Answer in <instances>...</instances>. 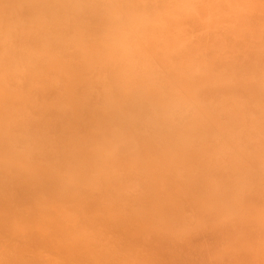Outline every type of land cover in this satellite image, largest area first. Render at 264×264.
I'll use <instances>...</instances> for the list:
<instances>
[{
	"label": "rangeland",
	"instance_id": "obj_1",
	"mask_svg": "<svg viewBox=\"0 0 264 264\" xmlns=\"http://www.w3.org/2000/svg\"><path fill=\"white\" fill-rule=\"evenodd\" d=\"M7 1L8 0H4V1L2 0L1 2L0 0V44H3L2 47H4L5 44H7L9 48L4 47L2 48V50L8 49L9 52L8 50L5 51L10 53L11 55L10 54L8 55V53L2 51L0 46V50H1L0 60L1 62H6V60H8V62L12 61V63L14 64V62H16L18 59H21V57H23L22 60L23 61L25 60L26 62L24 61L23 64L22 62L17 61L18 62L16 63L17 67L12 66L13 64L11 62L10 63L7 62V63L12 65H7L6 63L5 64L2 63L3 65H1L0 63V70H1L0 71V75H1L0 102H3V105L2 103H0V113L2 112L0 114V123H2V127L8 123H9L8 125L12 126L13 129L15 127V131L19 135L18 137H20V134L18 132L19 128L21 129L20 132L21 133L23 132L26 136L27 135L26 132L22 131L23 125H24L23 130H25L26 128L27 131L30 129L28 127L32 128V124L34 123L33 124L34 129L33 128L30 129V131L34 130V132L32 131L33 133L31 135H35L36 133V135L39 136L38 137L39 140L41 141L40 144H43L45 149L43 145L38 144L40 145L39 148L42 147V151H43L42 153L40 151L41 149H39L38 146H35L36 143L33 144L35 147H33L31 143H29V141L36 142L35 140H37L36 136L35 139L31 137V135H29L31 133V132L29 133V131H28L29 136L27 135L28 137L26 136V138H24L23 141L27 140V142L25 141V144L27 143L30 144V146H32V149L36 151L35 152L33 150L35 154H33L32 149H31L32 152L30 151V149H28L31 148L29 145L27 146L24 144L26 148L28 147L26 149L24 145L20 144L23 143V141L19 143L9 142L8 143L9 147H11L12 144H16L15 146H19L18 144H20L21 146H24V148H22L21 146L17 147V149L21 147L22 150H17L15 146L14 148H12L15 151V152L13 151L14 153L12 155H16L18 156V158L16 159L11 157L10 158L11 161L9 163L10 165H8L6 169H8L9 173H13L15 171V173H13L15 175L9 176V173H6L8 175H4V176H8L11 179V181L13 179V182L16 181L17 184L20 180L21 181L24 180V178L25 180L31 179L30 181L28 180L25 181L24 183H22L23 181L22 182L20 181L19 183H22V186L23 184L24 186H28L30 182H32L31 184L38 183L37 185L36 184H34V186L32 185V188H34L35 185L37 188V186L41 184L40 183L41 179L48 180L50 184H53V180L54 181L56 180L58 181L55 182L58 183L57 185H60L61 183L64 184L66 181L67 182L65 183L66 185L68 184V186L71 188L75 185L74 187L79 190H82V192H85L84 190H86L88 191L87 193L89 194L98 193V195L102 194L100 192H103V194L100 196L104 195V197L106 196L104 193H106L109 196V192H110L113 197H116L118 195V197L121 198V200H123L120 201L119 198H116L115 200L119 199L118 200L119 202L115 201V203L114 202L112 203V199H110L112 196H110V198L108 197L104 198V201L107 202L106 204H103L102 202H100L102 199L100 198L99 200L98 199L99 197L97 198L95 194L92 195L91 197H96L99 200L97 201L99 203H102V204L98 203L95 205L91 203L92 199L90 197H88L90 198V201L88 198H86L85 200L87 202L84 201L85 198H82L80 201V197H82L83 195L79 197L76 192L74 191L70 192L67 190V193L64 192L65 193L64 197L66 196L65 199L67 200V202L71 201L70 203H72V205L71 206L69 205L70 208H67L70 211L68 210L66 211L64 210L66 209L65 206H67L70 203L66 204L65 206L61 205L62 206L61 208L59 206L60 205L59 203H61L64 200V197H61L60 199L62 201L58 203V201L57 202L55 201L56 198L54 197L55 198L54 199L52 197L55 196L54 194H52L53 193L52 191V193H50L52 194L50 198L53 200L50 199L51 201H49L48 203L49 205L48 208H50V215L48 217H44L43 219H41L43 217V214L44 215L49 214L47 206H44V209L46 207L47 211L45 212L42 211V215H40L41 214L40 210L39 211L37 210L40 213V214L38 213L40 217L36 215V219L34 221L35 223L38 224L35 223L33 224V221L32 223H30L33 224L31 225L32 227L34 226L32 228L30 227L29 222L31 221L30 219L35 218V214H36V213L33 214L32 211L33 210L36 211V209H38L39 207L41 208V201L39 199H41L40 197H42L44 194H41V196L38 194L40 196L39 197L36 194L39 192V190L38 192L34 193L33 192L34 190L32 191L31 188L30 189L28 188V190H31L32 192L30 191L28 193L27 191L26 193L22 192L21 200L24 194L26 195L28 194V196H24L23 199L25 197L32 198L31 196L32 194L30 195L29 193H33L34 197L32 199H34V201L37 200V202L39 200L40 206L38 205V208H36L37 205H33L34 201H31L30 204L32 205H30L29 207L31 208L32 206L35 207V208L33 207L34 209L33 208L31 209L32 211L27 209L28 207L26 208L24 207L25 208L24 209L22 207L23 205L22 206L20 205V207H22V210L20 208V211L25 210L24 213L22 212L23 215H28L29 213H31L30 215H28L29 217L32 216L33 214V218L32 217L28 218V220L26 221L28 222L27 224L24 223L25 220H23L24 224H21L22 218L21 219L18 218L17 221H15L16 219L14 217L8 216L9 217L8 219L11 220V224L6 225L9 231H10L9 228L11 226L12 228L14 227L13 230L16 233L18 230V233L14 234V238H16L15 239L16 241L19 240L18 237L21 238L23 237V235H24L23 238H25V234L32 236L31 239H28L29 242H27V240H25V242L23 240H21V242L19 241L20 244L24 242L23 244L25 248L21 246L18 243V241L17 244L15 245L13 244L14 247H11L12 249L16 250L19 253V256L22 258L20 259L22 264L23 263L36 264L34 263L35 257H32L35 252L32 253V251H37L36 250L37 248L36 249L32 248L29 245H34V246L36 245L37 247L43 246L44 248L47 249L46 251L44 250L45 253H47V258L44 255L45 253L38 254L39 252L38 251H37L38 253L36 252L38 257H41L42 255L44 257L43 259L46 258L45 261L46 264L59 263L61 258L59 259V261L57 259L56 262H54L55 258L52 257L54 252L55 254L56 253L60 254L59 253L60 249L53 248L54 251L52 252L51 245L55 246V243L58 242L56 246L60 248V245L62 244V239L60 241L59 238L61 236H59L58 238L52 237V241L56 240V242H52L54 244L51 243L50 245L48 243L49 238L53 236L54 232L56 231L55 230L56 228L59 229V231L61 230V232H63L64 234L66 230V233H68L69 236L67 237L64 234H62L64 235L62 236L64 243L62 244L61 250L65 252L66 250L63 248L68 247L67 246L68 244L70 247H72L73 244L71 245V242L69 241L71 239L72 242L74 243L73 246L77 244L78 246L77 248H79L80 251H82L81 253L79 252L78 253L82 254L81 255L82 257L83 255L85 257H88L87 259L90 260L89 264H95V262H97L96 264L99 263L101 264H264V206H262V203L259 206L260 202H263L264 204V199H263L264 191L260 190V188L264 190V91H263L264 64L261 66V68L263 67L262 70L260 68V62L255 60L257 57H259L260 60H264V0H236V1L235 0L234 1L233 0H166L167 2L164 0H158V1L153 0L157 2V4H159L157 5L159 7H163L162 6L163 3L166 2L164 4H166L167 7L170 6V9L163 10L166 7L164 5V8L160 9L162 10L161 11L162 14L161 12H158L157 9L151 10L152 18L151 15L150 16L148 15V13H151L149 10H147L148 12H146V14L145 12L144 14L141 13L142 11L138 12V10L137 12H134V10L136 9L135 7H137L136 6L137 3H135L134 6L133 5L134 3L130 2V0L129 1L128 0L127 1L126 0L123 1L122 0H88V1L82 0L83 5H81V2H79L80 0L79 1L78 0H9L8 2ZM137 1H139V3L141 4L140 6L145 9L154 6V3L150 2L152 0H148V2L150 3H147L146 0H145L146 2H144L143 0H137ZM230 1H232L235 6H233L232 2ZM238 1L242 2V4H239ZM3 2H5L6 4H1ZM24 2H26L25 4H27L26 6H28L27 8L32 7L31 10L32 14L30 13V11L26 12V17L24 16L23 8L21 9V7L24 5L23 4ZM123 3L126 8L123 6ZM78 5L79 7H77ZM85 5L92 6L91 11L89 9H86V11L88 10L90 12H86L84 8L81 7ZM223 5L227 7V8L225 7L227 11H225ZM26 6L24 5L23 7L26 8ZM93 6H95L96 8ZM80 7L82 8L81 10ZM97 7H98L97 13L98 15H100L99 18L98 16H96ZM152 8L154 7H151V9ZM82 10L86 12V15L84 12H82ZM16 11L19 13L18 15L16 14L17 13ZM68 12L70 13V16L71 14H73L71 17L69 16L70 18H68L69 15ZM81 12L83 13V15L81 14ZM91 12L92 15L94 16H91ZM184 12H185V16H187L186 14H188L190 19H192L193 17L194 20L197 19L200 25L196 24L197 28L195 27L190 29L189 22L191 21L193 22L194 20L192 19L188 21L189 20V19L187 20L188 17L187 18L184 17ZM190 12H192L191 16H190ZM27 13L28 14L30 13V18L27 17L28 15ZM78 13L80 14L78 15ZM87 14H90L91 17L90 20L88 16L91 22L90 28L93 29V34H92L93 37H88L91 35L92 32L86 34L85 30L83 29L84 26L86 28L89 26L86 25V23H88L87 22L88 18H86L84 21L80 19V21H83L85 23V25L83 26H81L80 21H77L76 22L77 24L75 23V21L78 20L76 19L77 17L82 16L85 18ZM249 14L253 15V17L251 16L249 17ZM12 15L14 17L11 18ZM254 15L256 18H254ZM95 16L96 18H93ZM66 17L68 18V20L66 19ZM162 17L168 18V21L170 18H171L170 21L173 20L175 22L177 20L178 22L181 20L182 23L179 22L180 24H183L184 21L185 25L179 26L177 24L176 27L174 26L168 27L166 25L168 24V21L167 23H165L166 20L165 22H163ZM31 18L34 19L31 20ZM71 18L73 20H71ZM100 18L102 19L104 18L103 20H107L109 18L110 19L109 21H106L107 24L104 25L101 24L103 23L102 20L100 23L98 22L100 21L99 20ZM159 18H161L162 20ZM249 18H253V19L250 20ZM39 19H41L42 21L41 20L38 21ZM63 19H65L67 23ZM119 19H122V21L126 22V24H128L129 26L128 27L129 29L126 28L127 25H124L125 23ZM116 20H118L119 23L116 22L113 24V21ZM253 20L254 23L256 22L254 26L253 24H251V21ZM32 22L35 26L32 24ZM121 23H123V26H125V27L122 26L123 30L121 29L120 26ZM30 24L32 26H30ZM108 24L113 25L114 27L108 26ZM136 25H138L139 29L136 27ZM144 25L145 26L147 25L148 27L146 28ZM149 25L150 27L151 26L155 27V30H153L152 27L149 28ZM172 25L170 24V26ZM79 26L82 27V29L78 28ZM133 27L136 28L135 30L137 32L138 30L141 29L140 31H142V33H139L140 32L139 31L138 33H136L138 35V36L136 35L137 36L136 37L135 30H133ZM32 28L34 29V31ZM98 28L100 29L98 30ZM148 28L152 29L154 33H151L152 31L150 32L146 31V29L148 30ZM102 29H105L106 31ZM126 29H128L129 31L128 30L126 31ZM158 29L160 30L159 32H157ZM100 30H102L101 33L99 32ZM56 31L59 34L58 33L55 34L54 32ZM210 33L212 40L211 38H208L207 40V42L210 41V43L201 44L198 41L197 42L193 41V40H197V38L201 36H202L201 39L204 38L205 40V37L208 35L210 36ZM47 34L49 35V37H47ZM130 34H132L133 37ZM84 35H86L85 36L86 38L84 37ZM146 35L149 36L145 37ZM17 36L19 37L27 36L26 37L27 41H30L32 43H30L29 45L28 44L25 45V41H26L25 38L23 39V41H19V40L15 41L17 39ZM224 36L228 38L230 37L231 40L230 41L228 40L230 44L227 43L230 45V47L226 46L227 45L226 40L228 38L226 39ZM1 38L3 39V41H6V43L1 42L2 41ZM238 41L240 42V44ZM7 42H9V44ZM12 42L14 46H12L11 44ZM15 42L17 44L16 46H15ZM21 43L22 44L24 43L25 46L22 47ZM51 43L54 44L51 47H49L50 46L49 44ZM186 43L190 46L186 45ZM58 44L61 49L59 48V46L57 47ZM235 44H238L237 45L238 48L235 47ZM185 45L188 47H186ZM64 46L67 47L65 48ZM191 46H194V48H192ZM53 51L54 53H52ZM58 51H60L61 54L64 56L66 53H68V55H70L72 59L73 58L75 59L76 57L79 58L78 56L74 57L75 53L78 52L80 56V58L78 59L79 61L75 59L74 61L75 63H73L72 65L74 67H72L70 65L72 64L71 57H70L71 60L67 61L68 59L67 58L65 59V62H63L64 58L67 56L63 58L61 56L60 58H58L60 53ZM255 51L258 53L259 56L257 55H256L257 57L255 56V54H257L255 53ZM1 52L7 54V57L5 56L4 53ZM2 54H4L6 59L4 58V56H2ZM14 54H16L15 57H13ZM25 54L26 55L29 54V55L26 56ZM251 54L255 58L254 60H251L250 63L252 64L251 65L249 64L251 67L246 69L247 72H245V69L243 71H241V69L239 70L238 67H233L235 68V70L234 69L231 70L229 66H233L235 64L240 65V67L242 66L241 65L242 61L240 60L241 58L239 56H241L242 59L246 60L245 56L247 55L252 56ZM9 56L10 57L12 56L11 59H7L9 58ZM17 56L20 57L18 58ZM14 58L15 59L18 58V59L15 61ZM26 58L29 59L27 60ZM30 60L34 63L33 64L30 63L31 62ZM257 60L259 59L257 58ZM55 61L57 63H55ZM105 62L106 64H108V66L111 65L110 71L113 70L112 72L113 74L109 72V74L112 75H108V76L106 75V77L104 74L105 70L102 68V67H106ZM216 62L217 63L222 62V63H220V65L214 64ZM20 63L24 65L22 66L21 64L20 67H22L23 69L21 68L18 71L21 74H24L23 75L24 85L22 84L24 86L23 87L24 90H22L23 88L20 89L22 86H20L19 91L14 87H12L13 90L15 89L16 91H18L16 92L13 91L10 88V86L6 88L5 85H7L10 81L13 80H15L13 82L18 87L19 85H21V83H23L22 79L21 81H19L20 80L19 77H16L18 73H16L17 71L14 70L16 68L17 69L19 68ZM47 63L48 65H46ZM54 63L56 64L53 65L54 67L49 66V64L51 65ZM224 64L225 66L226 64L229 65L228 67L230 68V71L228 68H226L227 69L226 70L224 68L225 66H222ZM29 65L31 66L29 67ZM57 65L59 66L57 67ZM64 65L65 66L67 65L68 67L67 66L65 67ZM80 65L83 68L80 67ZM5 66H12L14 67V69L12 70H9V68L5 69L4 68ZM78 66L80 67L79 68L80 70L78 69ZM39 67L41 69H38ZM94 67L97 68L94 70L92 69ZM201 67H203L202 70ZM221 67H223L224 69ZM31 68H33L32 70L34 72L31 71ZM101 68L103 69L102 72H100ZM24 69L27 71L28 74L32 73L29 74L30 76L28 77H30V79L29 78L28 80L26 79L27 81L25 80V76L27 77V75H25L26 71ZM107 69L109 70V68ZM176 69H178L179 71ZM8 70L10 73L8 72ZM212 70H216L217 72ZM12 71L15 73H11ZM81 71H83L84 74H82ZM85 71H89L88 73H90V75H87L86 77L87 72ZM93 71L96 72L94 73ZM91 72L94 74L92 75ZM252 72H256V73L253 74ZM2 73H4L3 76ZM54 74L64 77L65 79L60 77L63 80H61V82L56 81L55 84L54 81L58 80V76L56 79V75ZM5 75H7L6 76L7 80L5 79L6 78ZM45 75L49 77H46ZM9 76L13 78L16 77V79L18 78L17 79L18 81L13 78L10 80L11 77ZM88 76L90 77L88 78ZM112 76H114V79L116 80H112L113 79ZM51 77L52 78L54 77L55 79L54 78L52 79ZM105 78L109 80L110 78H112L111 80L113 82L115 81L114 84L111 83V85L113 86L109 84L111 87L107 88L108 87L107 83L108 82L110 83V81H107ZM2 79H4V81ZM38 79L40 82L37 81ZM48 79L50 80L48 81ZM69 80H72L71 84ZM104 80L105 82L106 81L107 82L106 83L103 82ZM50 81L51 83L53 81L54 83L53 87L59 85L60 87H55L58 88L57 90L56 89L51 90L50 88L53 87L49 88V86H45L48 85ZM239 81H241L242 83ZM17 82H19V84H17ZM31 83L33 84L32 85L33 90L29 91L30 89L28 88H30L31 85L29 86L28 84ZM51 83L49 85L52 86ZM102 83L104 84V86H107L105 87L107 89L103 88L104 86L102 85ZM249 83L252 85L254 83V85H258V86L252 88ZM10 84L12 85L11 82ZM15 84L13 85L15 86ZM116 85L117 87L113 88ZM38 86L39 88L37 90ZM259 86L262 89H260ZM41 87L43 88V90L41 89ZM222 87H224L225 89L234 88L232 89L233 92H236V96H238L237 94H240L239 95L240 98H236L233 92L230 94V92H228L227 90L225 91H227L228 93L227 92L222 93V90L220 89ZM5 88L6 89L10 88V89L6 91ZM199 88L200 90L201 89L202 90L200 91V94L197 95ZM205 88L207 89L205 90ZM46 89L49 90V93L52 91L54 92L56 91L55 93H57L56 95L59 94V97L57 96L58 98L55 99L54 98L55 93L53 92L54 96L52 95L53 98H50L51 95L49 96L48 92L47 93L45 92ZM108 90H110L111 93L114 90L115 93L113 92L112 93L113 95H111ZM209 90H214V91L216 90L218 93L219 91L221 93L217 94L216 92V94H212L213 92ZM25 91L26 93H30V94L32 93L31 95L32 99L30 98V96H27L30 94H24ZM37 91H39L40 93L42 92V94L45 92V94L43 96L39 94L40 95L39 96ZM92 92L95 93L99 92L96 93L97 95L93 93L94 95H96V97L94 96V99L92 97L93 96ZM165 92L167 93L166 95ZM115 94L118 96V97L116 96L117 98L115 97ZM228 94L229 96H226ZM232 94L234 95L232 96ZM73 95H75V97ZM204 95H206L207 97L206 96L204 97ZM112 96L114 98H112ZM241 96L242 97L244 96L243 98L244 100L242 99ZM202 97L204 98L201 99ZM210 97L212 98L215 97L214 100L216 101L214 102V100L211 99H207L208 101L205 100L206 98H210ZM95 98L101 101L102 103H99L98 101L97 103H99V105H97V103L95 102L96 101ZM4 99L11 101L12 104H10L8 101L9 105H6L8 103ZM51 99H55V100L49 101ZM86 99L89 100L91 99V100L88 101ZM199 100L205 103L211 100V103L203 105L200 104ZM14 102H17L19 106H21V108L18 105L16 107L13 106ZM21 103L24 104V106L26 104L29 107H31L32 105L35 106H32L31 107L32 109H29L28 106L24 107ZM43 103L46 104V107H44L45 105L43 106ZM136 103H138V105ZM123 104L126 105V109L123 107ZM140 104L141 105L143 104L142 105L143 107ZM5 105L8 106V108L4 107ZM27 107L28 109L25 110ZM37 107H39L40 109ZM9 108L11 109L9 110ZM48 108H50L54 114L58 113L56 110L62 109L63 111L61 110V112H65V113L67 112L68 113L66 114L67 116L69 114L72 115L71 116L72 118L68 117L69 119H72V121L69 120L68 122L65 123L68 124L67 126L69 128L66 127V125L65 127H62L61 125L63 121L59 120L62 117H64L65 113H61V117L58 120L56 119L53 121V118L54 117L56 118L57 115L56 116L53 114H52L53 116L50 115L52 111L50 112V109ZM41 109L45 110L44 114L45 116H49L48 117L49 119L47 117H46L47 120L45 118L44 119L41 118L42 114L40 115V113L43 111ZM189 109L191 110V114ZM24 110L25 112L26 111L27 112L25 113ZM31 110L36 112L35 113L36 115H34L36 118H33L34 116H30L31 112L29 111ZM132 110H135V112ZM48 111L50 112L49 115H48ZM96 111L98 112L99 115L96 114L94 115L93 112L97 113ZM131 111L134 112V114ZM256 111H258V114L256 115L254 114L255 115L254 116L252 113H256ZM14 112L16 113V115ZM130 112L132 113V115L130 114ZM10 113L12 114L10 115ZM13 113L15 115V120H17L16 122L13 118L14 117ZM26 114L29 115L30 117L29 119L32 121L28 120L27 118L28 115L26 117ZM146 114L147 116L145 117ZM1 115L4 117H2ZM151 115H153L154 117L153 116L151 117ZM143 116L145 118H143ZM148 116L150 117V119ZM185 116H187V118ZM140 117H142L144 120H142V118ZM173 117L174 119L176 118L175 120L176 122L173 121ZM137 119L140 120L137 121ZM50 120H52V122L56 124L57 127L58 126L62 127L61 130L63 131L62 132L60 130L59 132H55L54 135L56 138L58 137L57 138L58 140L56 141L53 140V142H57V144L54 145L55 144L54 143L53 146L51 145L52 144L51 138L53 136H51L50 138L48 135L49 132L55 130L56 127H54L55 126L54 125L53 129L49 132H46L47 129L45 128V126L47 127L49 125V123L48 122L46 123V121L50 122ZM177 121H179L180 124ZM246 121L248 122L246 123ZM17 123L19 124L21 123V124L18 125ZM28 123H30L29 124L30 126L27 125ZM17 125L21 126L22 128L21 127L18 128ZM43 125H45L44 126V128L46 129L45 132L43 131L44 128L43 130L41 128V126ZM92 125L94 127H92ZM142 125L144 127L143 129H142ZM148 126H150V128ZM123 127L124 129L122 130L121 128ZM48 128H50V126H48ZM152 128L153 129L155 128V130H153ZM81 129H82L81 132L83 133L77 134L80 133L79 130ZM156 129H158L157 132H159V134H157V132L155 133ZM161 129H165L162 130L163 132L162 134H164L167 131L166 136L165 135L162 136V134H160ZM12 131L11 134L14 137H17L15 136L16 133L14 135L15 131L13 133ZM149 132L150 133L153 132L155 134L153 133L150 134ZM92 135L94 137L96 136L95 138L96 141ZM106 135L110 136L111 138L106 137ZM240 135L241 136L243 135L244 139L240 138L241 137ZM71 136L73 138L70 139ZM233 136H235L234 139ZM236 136L239 139H237ZM29 137L31 138V140L28 139ZM66 138H68V140ZM32 139L35 140L33 141ZM207 139L208 141L211 142L213 141L215 144L213 145L212 144L213 142L210 144V142H207ZM240 139L241 140L243 139V142H241ZM218 140L220 141V143H218ZM129 142H131L130 145L131 149H129L130 146L127 147V145L130 144ZM246 142L250 143V144L247 143L248 147L245 144ZM47 143L50 145H48ZM240 144L241 145L244 144L242 146L243 149L242 147H240ZM244 147H246L245 150ZM250 147L253 149H251ZM25 149L26 151L29 152L30 154L29 156L27 155L28 152L25 153L26 151H23ZM246 149H251V150H246ZM52 150L56 155L53 153L49 155V153L52 152ZM45 151H47L48 154ZM21 152H24L25 153L24 156L27 155L28 158L24 157L23 153ZM68 154H70L71 157ZM53 155H55L54 158L56 160L57 157H59L60 161L57 160L59 162H56L52 157L51 158L53 159V161L51 160V158L49 159V156H53ZM22 156L24 157V159H22L23 158ZM90 158H93L94 162L92 161L93 159L91 160ZM43 159L48 161L49 164L46 161L43 162L44 161ZM88 159H90L91 161ZM25 160L27 162H25ZM49 160H51L52 163H50ZM45 163H47L46 166ZM59 163L60 166L58 165ZM17 165H19L17 169L20 171L14 170L17 167ZM10 166L12 172L11 170H9ZM62 166L65 169L62 168ZM37 167L39 170L37 169ZM50 168L51 171L49 170ZM69 169L71 170V172H69L70 171ZM40 170H42V172ZM65 171L67 173H65ZM72 172H74L75 174L77 173L76 174L77 177H75L76 175ZM249 172L252 176L249 174ZM252 172H255V174ZM42 175L44 178L42 177ZM256 175H258V177ZM16 176L18 178H16ZM92 176L94 178H92ZM8 177H5V180L0 177V182H1L0 191L4 186H5L4 188H7V186L10 188V184L13 183L9 180ZM38 177L41 179H39ZM61 178L62 179L64 178L63 179L64 181ZM1 179H3V181ZM50 179L52 182H50ZM83 179L84 181H86V183L84 181L82 182L79 181ZM93 179L94 181H92ZM6 180H7V184L5 183L2 185V182L4 183ZM16 182L13 183L12 185L16 184ZM90 182L92 184H89ZM44 183L45 182L43 181L42 184ZM49 183H45L46 185L44 184L45 189L46 186L52 187ZM55 183L54 186L56 185ZM75 183H77V185ZM42 184L38 186L39 187L38 189L41 188ZM63 184L62 186L60 185V187L62 188L59 187L60 191L57 190L58 192H60L58 193V195H63V193L61 194V190L66 186L65 185L63 187ZM78 184L81 185L80 186L81 188L78 187L79 186ZM18 185L21 187V189L19 188V186H16V188L15 186H13L12 187L13 190L14 189L17 190L19 188L18 190L21 191L23 189L24 186L22 187L20 184ZM255 185H257V188L253 189ZM258 185L261 187L259 188ZM96 188H97V192H96ZM74 189L72 188V190ZM252 189L254 192L252 191ZM13 190H10V192L12 193ZM52 190H56V189H52ZM73 192L77 195L76 197ZM18 193L19 192L17 191V194ZM54 193L56 194V192ZM35 194L39 198L36 197ZM16 195L14 196L18 197ZM0 197H2V193ZM77 197L79 199H77ZM247 197L253 199H248ZM35 198L37 199L35 200ZM1 199H3V197L0 198V200ZM32 199H29L28 203ZM21 200L20 203L23 202V201L21 202ZM41 200L43 203L44 201H46L44 196ZM252 201H254L255 203ZM37 202L35 204H37ZM51 202L52 204L56 202V204L55 203L53 204V206L56 207L53 208V206H51L52 204H50ZM62 203L65 204L66 203L65 200ZM57 205L59 206L61 211L60 210L58 211L56 209L58 208ZM79 205L80 206L82 205L83 207L86 205L89 208V210L87 207H84L85 209L84 211L86 212H84L83 215L81 212L82 208H77ZM188 205L190 208H188ZM73 206L74 208H72ZM127 206L129 209L127 208ZM76 208L81 210L80 212L83 216L85 215L88 216V217L86 216L83 217L84 218L83 222L85 227H88L89 225H91V223L92 225L98 224V227L93 225V227H90V229H88L89 227L86 229L84 225H82V222H79L80 216L78 218L76 216L73 217L74 215L73 213L77 212ZM125 208L127 211H125ZM94 209L95 212L91 213L93 212ZM96 210H98L100 213L96 212ZM112 210L114 212H112ZM191 210L194 212H192ZM189 211L192 213H190ZM51 212L54 213L55 217L56 216L59 217L58 221H56L58 217L54 218L53 213ZM71 212L73 215L71 214ZM87 212L89 213L90 216L88 215ZM56 213L62 214V216L67 213L68 215H66V217L68 219V222L66 221L67 220L66 217L64 219L63 217H60L61 215ZM69 214H71V216L68 218ZM199 215L200 217H198ZM37 217L39 218V222H41V220L44 223L47 221L49 225L48 228L46 227L47 229H49V227L52 228V226L55 225L54 232L50 231L52 235L49 238H48L49 236L48 234L51 233H48L49 230L45 229L44 223L41 222V224H43V227L39 225V222H37L38 221ZM25 218L23 217V219ZM60 218L66 222H59L61 221ZM83 218L80 219L83 220ZM71 220L72 222H70ZM86 220L90 222V224L88 222H85ZM48 221L49 222L54 221V222L51 224ZM6 222L10 223L8 220H6ZM57 222L63 223L64 225L63 226L59 225L57 224ZM103 222H105L106 225L110 224L109 226L111 227L109 228H112L110 231L114 232L111 233L113 238L112 236H110L109 233H107V237H106L105 233L107 232L108 228L103 226ZM99 223L101 224V226H99L100 225ZM77 224L78 225L81 224V226H76ZM15 225H17V227ZM22 225L24 226L22 227ZM57 225L59 228L56 227ZM68 225L71 226L70 228L72 230L69 228ZM35 226L39 228V230H37V228L35 229ZM72 226H76L77 230H75L76 228L73 229ZM63 227L65 229L64 231H63ZM81 227H83V230ZM102 227H105L107 229H104ZM3 229H0V233L2 232ZM40 229L41 230L44 229L43 230L44 232L47 231L46 232L47 236L44 235L45 234L44 232L42 231L40 232ZM113 229H115V231ZM81 230L84 232L87 230V232H85L87 236L85 235V233L82 234L83 232ZM19 231L22 232V235L21 232ZM29 231L30 233H28ZM33 231L34 232L36 231L35 232L36 234ZM100 231H102V233ZM195 231H197V233H195ZM24 232L25 234H23ZM31 232H33L34 234ZM38 232H40L39 234L41 237H37V238L41 239L42 236L43 237L45 236L44 240L41 239L44 242L40 243L39 240H35L34 236L39 235ZM56 232L54 235L58 236ZM103 232H105L104 238L106 237V240L104 239L102 240V237L99 238L102 235H99V237L97 235L98 233L103 234ZM2 233L0 234L1 236ZM8 233L6 232L7 236ZM6 234L4 233L3 235L5 237L2 236L1 237L2 239H0L1 246L5 243L3 242L2 244V240L7 237ZM59 234L61 233L59 232ZM88 234L93 237H95L96 235L98 239L97 237L95 238L97 240L99 239L102 240V242H100L99 240V244L98 246H96L98 241H96V239H91L93 240L92 243L94 242L93 244L94 248L93 246H90L91 245L90 243L83 242L84 244H82L81 241H79V239H81V236L83 237L86 236L88 238L87 240L85 239V237L84 238L82 237L81 240L89 241V238L91 236L89 237ZM46 237L48 242H45ZM65 237L67 238V241H65L66 240L64 239ZM75 237H77V239ZM7 238L8 240L11 239L9 237ZM68 238L70 239L68 240ZM11 241L14 243L13 240ZM33 241L34 242L38 241L41 245L38 244L37 242L33 243ZM9 244L8 246L10 247ZM3 247L4 249L6 248L7 251L9 250L7 246L3 245ZM31 249L33 250L31 251ZM3 250L0 251V257H2V255H4L5 257L7 256L5 254L6 252L5 251L3 252ZM74 251L75 248L73 252ZM66 252L65 254H62L60 256L64 257L63 255H66ZM12 253L15 254L14 251ZM77 254L76 257H78ZM67 256L68 255H66V257ZM58 257L59 256L56 255V258ZM68 259H70V257ZM64 260L66 259L64 258L63 261ZM91 260L94 261L92 262ZM20 261L19 264L21 263ZM63 261H60L62 262L61 264H63ZM70 261L71 260H69V262ZM76 261H78V259H76ZM69 262L67 263L64 262V263L70 264ZM72 262L73 261H71V264Z\"/></svg>",
	"mask_w": 264,
	"mask_h": 264
},
{
	"label": "bare ground",
	"instance_id": "obj_2",
	"mask_svg": "<svg viewBox=\"0 0 264 264\" xmlns=\"http://www.w3.org/2000/svg\"><path fill=\"white\" fill-rule=\"evenodd\" d=\"M3 1H4V0H3ZM8 1H9V0H8ZM8 1H7V2H8ZM78 1H79V0H78ZM87 1H88V0H87ZM122 1H123V0H122ZM126 1H127V0H126ZM128 1H129V0H128ZM143 1H144V2L147 1V3H150V2H151V3H154V6H151V7H154V8L151 9V7H150V8H146V9H145V8H143V7L140 6L141 4L139 3V1H137V0H130V2H133V3H134V4H133L134 6H135V3H137V4H136L137 7H135L136 9L134 8V9H135L134 12H137V10H138V12H141V11H142L141 13L144 14V12H145V14H146V12H148L147 10H149V11L151 12V10H155V9H157L158 12H161L162 10H160V9L164 8V5L166 6V4H164V3L167 2L166 0H164V1H166V2L163 3V5H162L163 7H159V6H157V5H159V4H157V2H155V1H153V0L150 1V2H148V0H146V1L143 0ZM157 1H158V0H157ZM233 1H234V0H233ZM235 1H236V0H235ZM1 2H2V0H1ZM12 2H13V1H12ZM15 2H16V1H15ZM17 2H18V1H17ZM79 2H81V5H83V4H82V0H80ZM83 2H84V1H83ZM160 2H161V1H160ZM162 2H163V1H162ZM222 2H223V1H222ZM230 2H232V1H230ZM21 3H22V2H21ZM25 3H26V2H24L23 4L26 6L27 4H25ZM68 3H69V2H68ZM76 3H77V1H76ZM76 3H75V4H76ZM84 3H85V2H84ZM125 3H126V2H125ZM172 3H173V2H172ZM219 3H220V2H219ZM238 3H239V4H242V2H239V1H238ZM1 4H6V3L3 2V3H1ZM7 4H8V3H7ZM17 4H18V3H17ZM19 4H20V3H19ZM63 4H64V3H63ZM90 4H91V3H90ZM121 4H122V3H121ZM232 4H233V6H235L233 2H232ZM24 5H23V6H24ZM133 5H132V6H133ZM167 5H168V4H167ZM224 5H225V4H224ZM224 5H223V6H224ZM12 6H13V5H12ZM23 6L21 7V9L23 8V10H24L23 13H24V16L26 17V12H29V11H30V13H31V12H32V11H31V10H32V7H29V8H30V9H29V8H27L28 6H26V8H27V9H26V8H24ZM88 6H89V7H88ZM116 6H117V5H116ZM121 6H122V5H121ZM123 6L125 7L124 3H123ZM155 6H156L157 8H156ZM179 6H180V5H179ZM16 7H17V6H16ZM77 7H79V5H78ZM81 7L84 8L85 11H86V9H89V10L91 11V7H92V6H90V5H85V6H81ZM81 7H80V10L82 9ZM93 7H95V6H93ZM140 7H141V8H140ZM174 7H175V5H174ZM225 7H226V6H224V8H225ZM95 8H96V7H95ZM95 8H94V9H95ZM125 8H126V7H125ZM138 8H139V9H138ZM226 8H227V7H226ZM226 8H225V11H227ZM28 9H29V10H28ZM74 9H75V8H74ZM127 9H128V8H127ZM129 9H130V8H129ZM165 9H170V6H168V7L166 6L163 10H165ZM8 10H9V9H8ZM23 10H22V11H23ZM25 10H27V11H25ZM50 10H51V9H50ZM53 10H54V9H53ZM84 10H82V12H84L85 15H86V12H90V11H88V10L85 12ZM139 10H140V11H139ZM144 10H145V11H144ZM95 11H96V10H95ZM130 11H131V10H130ZM16 12H17V11H16ZM75 12H76V11H75ZM82 12H81V14L83 15ZM97 12H98V7H97V11H96V13H97ZM177 12H178V11H177ZM30 13H29V14L27 13V14L29 15V16L27 15V17H29V18H30ZM35 13H36V11H35ZM51 13H52V11H51ZM100 13H101V11H100ZM102 13H103V12H102ZM163 13H164V11H163ZM191 13H192V12H190V16L192 15ZM240 13H241V12H240ZM240 13H239V14H240ZM12 14H13V13H12ZM16 14L18 15L19 13L17 12ZM31 14H32V13H31ZM68 14H69V15H68V18H70V17L73 15V14H71V16H70V13H69V12H68ZM79 14H80V13H78V15H79ZM94 14H95V13H94ZM155 14H156V12H155ZM161 14H162V12H161ZM171 14H174V13H171ZM242 14H243V13H242ZM65 15H66V13H65ZM101 15H103V14H101ZM148 15H149V16L151 15V18H152V12H151V13H148ZM186 15H187V16H185V12H184V17H186V18L188 17V18H187V20L189 19L188 21H190V20H192V19L194 18V17H193L194 14H193V16H192V17H193L192 19H190V17H189L188 14H186ZM240 15H241V14H240ZM15 16H16V15H15ZM69 16H70V17H69ZM88 16H89V18H90V20H91L90 14H87V16H85V18L82 17V16L77 17L76 19H78V20H76L75 23H76L77 21H80V19L84 21L86 18H88ZM91 16H94V15H92V12H91ZM96 16H98V18L100 17V15H98V13H97ZM96 16L93 17V18H96ZM123 16H124V15H123ZM129 16H130V15H129ZM153 16H154V15H153ZM162 16H163V15H162ZM241 16H242V15H241ZM250 16L253 17V15H250V14H249V17H250ZM12 17H14V16L12 15L11 18H12ZM73 17H74V16H73ZM101 17H103V16H101ZM163 17H164V16H163ZM163 17H162V18H163ZM172 17H173V16H172ZM45 18H46V17H45ZM68 18L66 17L67 20H68ZM89 18H88V20H87L88 23H86V25H87V26L89 25V26H88L87 28L84 26L85 28L83 27V29L85 30L86 34L92 32L91 35L88 36V37H93V36H92V34H93V29L90 28L91 22H90ZM107 18H108V17H107ZM107 18H105V19H107ZM149 18H150V17H149ZM173 18H174V17H173ZM254 18H256L255 15H254ZM33 19H34V18H31V20H33ZM74 19H75V18H74ZM103 19H104V18H103ZM103 19L100 18V19H99L100 21H98V22L100 23L101 20H102L103 23H101V24H104V25H105V24H107L106 21H109L110 18L107 19V20H103ZM159 19H161V18H159ZM249 19L251 20V19H253V18H249ZM259 19H260V18H259ZM259 19H257V20H259ZM27 20H28V18H27ZM40 20H41V19H39L38 21H40ZM61 20H62V19H61ZM63 20H65V19H63ZM71 20H73V19L71 18ZM96 20H98V19H96ZM96 20H95V22H96ZM119 20L122 21V19H119ZM161 20H162V19H161ZM165 20H166V22H165ZM170 20H171V18L169 19V21H170ZM174 20H175V19H174ZM193 20H194V19H193ZM38 21H37V22H38ZM41 21H42V20H41ZM43 21H44V20H43ZM83 21H80V22H81V26L85 25V23H84ZM104 21H105V22H104ZM110 21H112V20H110ZM162 21L165 22V23H167L168 18H163ZM169 21H168V24H166L168 27H173V26L176 27L177 24H178L179 26H181V25L184 26V25H185L184 21H183V24H180V23H179V22H181V20H180L179 22H178V20H177L176 22L172 20L173 23H172V21H170V22H169ZM195 21H196V22H195ZM59 22H60V21H59ZM65 22L67 23L66 20H65ZM72 22H73V21H72ZM80 22H79V23H80ZM82 22H83V24H82ZM116 22L119 23V21L116 20V21H113V24L116 23ZM122 22H124V21H122ZM174 22H175V25H174ZM194 22H195V24H194ZM45 23H46V22H45ZM56 23H57V22H56ZM66 23H65V24H66ZM69 23H70V22H69ZM73 23H74V22H73ZM124 23H125L124 25H127L126 28H128V27H129L128 24H126V22H124ZM181 23H182V22H181ZM189 23H190V25H189V28H190V29L195 28V27H196V24H199V22L197 21V19L194 20L193 22L191 21V22H189ZM192 23L194 24V26H193ZM32 24H33V22H32ZM76 24H77V23H76ZM76 24H75V25H76ZM110 24H111V22H110ZM134 24H135V23H134ZM170 24H171V25L173 24V25L170 26ZM251 24H253V26H254V25L256 24V22L254 23V20H253V21H251ZM33 25H34V24H33ZM75 25H74V26H75ZM79 25H80V24H79ZM199 25H200V24H199ZM30 26H32V25L30 24ZM34 26H35V25H34ZM69 26H70V25H69ZM95 26H98V25H95ZM108 26H111V27H112L113 25H109V24H108ZM120 26H121V29L123 30V28H122L123 23H121ZM144 26H145V25H144ZM91 27H92V26H91ZM113 27H114V26H113ZM123 27H125V26H123ZM136 27L138 28V25H136ZM141 27H142V26H141ZM145 27L147 28L148 26L146 25ZM151 27H152V26H151ZM151 27H150V25H149V28H151ZM157 27H158V26H157ZM157 27H156V30H157ZM187 27H188V26H187ZM223 27H224V26H223ZM36 28H37V27H36ZM78 28L82 29V27H80V26H79ZM104 28H105V27H104ZM149 28H148V30L146 29V31L150 32V31H152V29L155 30V27H152V29H149ZM159 28H160V26H159ZM184 28H185V27H184ZM196 28H197V27H196ZM13 29H14V28H13ZM13 29H12V30H13ZM32 29H33V28H32ZM91 29H92V30H91ZM99 29H100V28H98V30H99ZM128 29H129V28H128ZM128 29H126V31H127ZM135 29H136V28L133 27V30H135ZM138 29H139V28H138ZM102 30H105V29H102ZM102 30H100L99 32L101 33ZM140 30H141V29H140ZM140 30H138V32H139ZM143 30H144V28H143ZM194 30H196V29H194ZM33 31H34V29H33ZM44 31H45V30H44ZM105 31H106V30H105ZM128 31H129V30H128ZM159 31H160V30L158 29L157 32H159ZM192 31H193V30H192ZM40 32H41V31H40ZM59 32H60V29H59ZM124 32H125V31H124ZM138 32L135 30V36L137 35L136 33H138ZM54 33L56 34V33H58V32L56 31V32H54ZM127 33H128V32H127ZM130 33H131V32H130ZM139 33H142V31H140ZM151 33H154V31H152ZM48 34H49V33H48ZM48 34H47V37H49ZM58 34H59V33H58ZM132 34H133V32H132ZM132 34H130V35L132 36ZM155 34H156V33H155ZM36 35H37V34H36ZM71 35H72V33H71ZM126 35H127V34H126ZM186 35H187V34H186ZM51 36H52V35H51ZM51 36H50V37H51ZM85 36H86V35H84V37H85ZM137 36H138V35H137ZM137 36H136V37H137ZM143 36H144V35H143ZM143 36H142V37H143ZM147 36H149V35H146L145 37H147ZM26 37H27V36H26ZM26 37H21V36L19 37V36H17V39L15 38L16 40H15V39H14V40H15V41H17V40H19V41H23V39L25 38V40L27 41V38H26ZM132 37H133V36H132ZM197 37H198V36H197ZM224 37H225V36H224ZM8 38H9V37H8ZM85 38H86V37H85ZM201 38H202V36H201V37H198L197 40H193V39H192V40L195 41V42L198 41V42H200L201 44H202V43H210V41L207 42L208 38H211V40H212L211 33H210V36L208 35V36L205 37V40H206V41L204 40V38H203V39H201ZM225 38L227 39L228 37H225ZM6 39H7V37H6ZM20 39H21V40H20ZM101 39H103V38H101ZM129 39H130V38H129ZM132 39H134V38H132ZM132 39H131V40H132ZM200 39H201L202 42L200 41ZM1 40H2L1 42H3V43L5 42V43H6V41H3L2 38H1ZM9 40H10V39H9ZM97 40H99V39H97ZM228 40H229V41L231 40L230 37L226 40V44H227V43L230 44V42H228ZM19 41H18V42H19ZM26 41H25V45H26V44L29 45L30 43H32V42H30V41H27V43H26ZM51 41H52V39H51ZM91 41H93V40H91ZM48 42H49V41H48ZM238 42H239V41H238ZM7 43L9 44V42H7ZM11 44H12V46H14V45H13V42H12ZM21 44H22V43H21ZM53 44H54V43H53ZM53 44L51 43V44H49L50 46H49V45H48V46L51 47ZM56 44H57V43H56ZM56 44H55V45H56ZM184 44H185V43H184ZM226 44H225V45H226ZM229 44H227L226 46H227V47H228V46L230 47ZM239 44H240V42H239ZM16 45H17V44H16V42H15V46H16ZM25 45H24V43H23V44H22V47L25 46ZM67 45H68V44H67ZM186 45H188V44L186 43ZM186 45H185V46H186ZM237 45H238V44H235V47H237ZM0 46H1V50H2V48H4V47H5V48L8 47L7 44H5L4 47H2L3 44H0ZM19 46H20V45H19ZM58 46H59V44L57 45V47H58ZM188 46H190V45H188ZM188 46H186V47H188ZM17 47H18V46H17ZM17 47H16V48H17ZM26 47H27V46H26ZM43 47H44V46H43ZM61 47H62V46H61ZM64 47H65V46H64ZM66 47H67V46H66ZM66 47H65V48H66ZM191 47L194 48V46H191ZM233 47H234V45H233ZM8 48H9V47H8ZM59 48H60V46H59ZM65 48H64V49H65ZM68 48H69V47H68ZM181 48H182V47H181ZM237 48H238V47H237ZM47 49H48V48H47ZM60 49H61V48H60ZM1 50H0V51H1ZM5 50L7 51L8 49H4V50H2V51H4L5 53H8V52H9V50H8V52H6ZM16 50H17V49H16ZM37 50H38V49H37ZM70 50H71V49H70ZM33 51H34V50H33ZM4 52H1V53H4ZM10 52H11V49H10ZM41 52H42V50H41ZM50 52H51V51H50ZM50 52H49V53H50ZM58 52H60V51H58ZM73 52H75V51H73ZM117 52H118V51H117ZM179 52H180V51H179ZM179 52H178V53H179ZM226 52H227V51H226ZM226 52H225V53H226ZM5 53H4V54H5ZM12 53H13V52H12ZM52 53H54V51H53ZM62 53H63V52H62ZM65 53H66V52H65ZM181 53H182V52H181ZM225 53H224V54H225ZM228 53H229V52H228ZM250 53H251V52H250ZM250 53H249V54H250ZM255 53H257V52L255 51ZM255 53H254V54H255ZM4 54H2V56H4ZM9 54H10V53H8V55H9ZM16 54H17V53H16ZM16 54H14L13 57H15ZM46 54H48V53H46ZM60 54H61V52L59 53V57H58V58H60L61 56H62V58L65 57V56H67V57L64 58V61H63V62H65V59H67V58H68L67 61L72 59V57H71L70 55H68V53H66L65 56L62 55V54L60 55ZM71 54H72V53H71ZM159 54H160V53H159ZM204 54H205V53H204ZM10 55H11V54H10ZM25 55H26V54H25ZM25 55H24V56H25ZM28 55H29V54H27L26 56H28ZM55 55H56V54H55ZM166 55H167V54H166ZM251 55H252V54H251ZM256 55L259 56L258 53L255 54V56H256ZM5 56L7 57V54H5ZM5 56H4V58H5ZM75 56H78V57L80 58L78 52L75 53L74 57H75ZM161 56H162V55H161ZM179 56H180V55H179ZM237 56H238V55H237ZM257 56H256V57H257ZM11 57H12V56H11ZM11 57L9 56V58H7V59H11ZM17 57L19 58L20 56H17ZM29 57H30V56H29ZM70 57H71V59H70ZM180 57H181V56H180ZM227 57H228V56H227ZM239 57L241 58L240 60L242 61L241 65L243 66V65L245 64V65H244L245 67H244V66H243V67H242V66L240 67V65H238V64H235V65H233V66H229L228 64H226V66H225V64H224V65H222V66H225V67H224L225 69L228 68L229 71H230V68H231V70H232V69L235 70V68H233V67H238L239 70L241 69V71H243V70L245 69V72H247L246 69L249 68V67H251L250 65H251L252 63H250V62H251V60H254L255 57H253V55H252V56L247 55V56H245L247 61H246L245 59H242L241 56H239ZM245 57H244V58H245ZM251 57H252V58H251ZM18 58H17V59H18ZM22 58H23V57H21V59H18V60L15 59V58H14V59H15V61L17 60V61L22 62V63L24 64V61H25V60L23 61ZM52 58H53V57H52ZM79 58L76 57L75 59L78 60ZM83 58H84V56H83ZM196 58H197V57H196ZM248 58H249V59H248ZM257 58H258L259 60H257ZM257 58H256L255 60L260 62V68H261V66L264 64V60H260L259 57H257ZM1 59H2V58H1ZM5 59H6V58H5ZM26 59H27V58H26ZM28 59H29V58H28ZM28 59H27V60H28ZM75 59H74V58L72 59V61H71L72 64H70L71 66L73 65V63H75V62H74ZM21 60H22V61H21ZM32 60H33V59H32ZM249 60H250V61H249ZM17 61L14 62L15 65L12 63V61H10V62H11L13 65H12V64H8V63H10V62H8V60H6V62H1V60H0V63H1V65H3L2 63H4V64L6 63L7 65H12V66H14V67H17V66H16V65H17L16 63H18ZM30 61H31V60H30ZM34 61H35V60H34ZM59 61H60V60H59ZM78 61H79V60H78ZM7 62H8V63H7ZM25 62H26V61H25ZM60 62H61V61H60ZM71 62H70V63H71ZM103 62H104V61H103ZM178 62H179V61H178ZM244 62H245V63H244ZM22 63L19 64V68H18V69L16 68L17 70L14 69V67H12V66H5V67H4L5 69L9 68V70L14 69L15 71H17L16 73H18V75H17L16 77H19V79H20L19 81H21V79H22V82H23V83H21V85H19V87H18V86L13 82V81H15V80L10 81V82L12 83V85L15 84V86H14V85L12 86V85L10 84V82H9V83H8L9 85H8V84L5 85L6 88L10 86V88H11L12 90H13L12 87H14L15 89H17V90L19 91L20 89H22V88L24 87V86H23V85H24V77H23L24 74H21L20 72H18L19 69L22 68V67H20V65H21ZM30 63L33 64L34 62L31 61ZM52 63H53V62H52ZM55 63H57V62L55 61ZM55 63H54V64H51V65L49 64V66L56 65ZM87 63H88V62H87ZM107 63H108V62H107ZM171 63H172V62H171ZM220 63H222V62H220ZM220 63H217V62H216V63H214V64H218V65H220ZM255 63H256V62H255ZM23 64H22V66H24ZM26 64H27V63H26ZM105 64H106V62H105ZM172 64H173V63H172ZM249 64H250V65H249ZM46 65H48V63H47ZM67 65H68V64H67ZM67 65H66V66H67ZM253 65H254V64H253ZM30 66H31V65H29V67H30ZM58 66H59V65H57V67H58ZM64 66H65V65H64ZM66 66H65V67H66ZM105 66H106V67H102V66H101V67L105 70V73H104V71H103V73L105 74V77H106V75H107V76H108V75H112V74H113V73H112L113 70L110 71V69H111V65L108 66V64H106ZM228 66H229L230 68H229ZM29 67H28V68H29ZM37 67H38V66H37ZM47 67H48V66H47ZM53 67H54V66H53ZM67 67H68V66H67ZM72 67H74V66H72ZM80 67H82V66L80 65ZM80 67L78 66V69H79ZM198 67H199V66H198ZM61 68H62V67H61ZM61 68H60V69H61ZM82 68H83V67H82ZM84 68H85V66H84ZM96 68H97V67H96ZM96 68L94 67V68H92V69L95 70ZM102 68H101L100 72H102V70H103ZM107 68H109V70H108ZM202 68H203V67H201V70H202ZM219 68H220V67H219ZM221 68H223V67H221ZM224 68H223V69H224ZM22 69H23V68H22ZM26 69H27V68H26ZM32 69H33V68H31V71L34 72ZM36 69H37V68H36ZM38 69H41V68L39 67ZM52 69H53V68H52ZM54 69H55V68H54ZM72 69H73V68H72ZM106 69H107V70H106ZM136 69H137V68H136ZM212 69H213V68H212ZM261 69L263 70V67H262ZM9 70H8V72H9ZM14 70H13V71H14ZM24 70H25V69H24ZM24 70H23V71H24ZM79 70H80V69H79ZM85 70H86V68H85ZM176 70H178V69H176ZM226 70H227V69H226ZM237 70H238V69H237ZM239 70H238V71H239ZM0 71H1V70H0ZM13 71H12L11 73H15V72H13ZM25 71H26V70H25ZM83 71H84V69H83ZM83 71H81L82 74H84ZM89 71H92V70H89ZM89 71H85V72H87L86 77H87V75H90V73H88ZM97 71H99V70H97ZM107 71H108V72H107ZM178 71H179V70H178ZM212 71H216V70H212ZM241 71H240V72H241ZM5 72H6V71H5ZM28 72H30V71H28ZM93 72H94V71H93ZM95 72H96V71H95ZM95 72H94V73H95ZM109 72H111L112 74H109ZM159 72H160V71H159ZM180 72H182V71H180ZM216 72H217V71H216ZM9 73H10V72H9ZM25 73H26L25 75H27V77L25 76V80H26V79L28 80V78L30 79V77H28V76H30L29 74H32V73H29V74H28L27 71H26ZM44 73H45V72H44ZM79 73H80V72H79ZM91 73H92V72H91ZM94 73H92V75H93ZM106 73H108V74H106ZM162 73H163V72H162ZM252 73L254 74V73H256V72H252ZM20 74H21L22 76H21ZM97 74H98V72H97ZM99 74H100V73H99ZM145 74H146V73H145ZM3 75H4V73H2V76H3ZM9 75H10V74H9ZM42 75H43V73H42ZM47 75H48V74H47ZM47 75H45V76H46V77H49V76H47ZM54 75H56V74H54ZM92 75H91V76H92ZM255 75H256V74H255ZM6 76H7V75H5V77H6ZM13 76H14V75H13ZM33 76H36V75H33ZM33 76H32V77H33ZM57 76H58V80H55V81H54L55 84H56V81L61 82V80L65 79L64 77H61V76H59V75H56V79H57ZM63 76H64V75H63ZM5 77H4V78H5ZM9 77H11V76H9ZM16 77H14V78L11 77L10 80H11L12 78H13V79H16ZM22 77H23V78H22ZM60 77L63 78V79H61ZM89 77H90V76H88V78H89ZM94 77H95V75H94ZM100 77H101V76H100ZM102 77H103V75H102ZM112 77H113V79L110 78V80L105 78L107 81H110V83H109V82L107 83V84H108V87H107V86H104V84L102 83V85L104 86V87H103L104 89H107V88L113 86V85H111V83L114 84L115 81L113 82L112 80H116V79H114V76H112ZM258 77H259V76H258ZM2 78H3V77H2ZM33 78H34V77H33ZM51 78H52V77H51ZM51 78H50V79H51ZM53 78H54V77H53ZM53 78H52V79H53ZM91 78H93V77H91ZM115 78H116V76H115ZM5 79L7 80V77H6ZM8 79H9V78H8ZM17 79H18V78H17ZM17 79H16V80H17ZM34 79H35V78H34ZM50 79H48V81H49ZM54 79H55V78H54ZM82 79H83V78H82ZM111 79H112V80H111ZM0 80H1V75H0ZM2 80L4 81V79H2ZM27 80H26V81H27ZM59 80H60V81H59ZM158 80H159V78H158ZM17 81H18V80H17ZM37 81H39V79H38ZM46 81H47V80H46ZM65 81H66V80H65ZM69 81H70V84H71V83H72V80H69ZM85 81H86V80H85ZM107 81H106V82H107ZM111 81H112V82H111ZM232 81H234V80H232ZM39 82H40V81H39ZM41 82H42V80H41ZM43 82H44V81H43ZM66 82H67V81H66ZM66 82H65V83H66ZM103 82H105V80H104ZM106 82H105V83H106ZM239 82H241V81H239ZM0 83H1V82H0ZM25 83H26V82H25ZM50 83H51V81H50ZM50 83H49V84H50ZM54 83H53V81H52V83H51L52 86L49 85L48 83H47L48 85H45V83H44V85H45V86H49V88H50V87H53ZM68 83H69V82H68ZM93 83H96V82H93ZM241 83H242V82H241ZM17 84H19V82H17ZM22 84H23V85H22ZM26 84H27V83H26ZM59 84H60V83H59ZM62 84H63V83H62ZM73 84H74V82H73ZM73 84H72V85H73ZM107 84H106V85H107ZM109 84H110L111 86H110ZM115 84H116V83H115ZM249 84H250V83H249ZM28 85H29V86L31 85L30 88H28V87H27V88L30 89L29 91H32V90H33V88H32V85H33V84L31 83V84H28ZM38 85H39V84H38ZM42 85H43V84H42ZM250 85H251L252 88H255L256 86H258V85H254V83H253V85H252V84H250ZM20 86H22V87L20 88ZM45 86H44V88H45ZM73 86H74V85H73ZM73 86H72V87H73ZM75 86H76V85H75ZM82 86H83V85H82ZM55 87H60V85H59V86H54L53 88H50V89H51V90H52V89H53V90H54V89L57 90L58 88H55ZM99 87H100V86H99ZM105 87H107V88H105ZM116 87H117V85H116L115 87H113V88H116ZM161 87H164V86H161ZM6 88H5V89H6ZM10 88H9V89H10ZM19 88H20V89H19ZM38 88H39V86L37 87V90H38ZM63 88H64V87H63ZM73 88H74V87H73ZM85 88H86V87H85ZM100 88H101V87H100ZM201 88H202V87H201ZM222 88H223L224 90H223ZM222 88H220V89L222 90V93L228 91V92H230V94L233 92L232 89H234V88H230V89L228 88V89H225L224 87H222ZM259 88H260V86H259ZM9 89H6V91L9 90ZM15 89H14L13 91H16ZM25 89H26V88H25ZM41 89L43 90L42 87H41ZM41 89H40V90H41ZM75 89H77V88H75ZM80 89H83V88H80ZM80 89H79V90H80ZM203 89H204V88H203ZM206 89H207V88H205V90H206ZM216 89H217V88H216ZM260 89H262V88H260ZM3 90H4V89H3ZM22 90H24V88H23ZM40 90H39V91H40ZM46 90H47V91H46ZM46 90H45V92H46V93L48 92V95H49V96H50V95H51V96L53 95V92H54V91L50 92V93H51V94H50V93H49V90H48V89H46ZM59 90H60V88H59ZM72 90H73V89H72ZM117 90H118V89H117ZM201 90H202V89H201ZM201 90H200V88H199V90H198L199 93L197 92V95L200 94V91H201ZM225 90H227V91H225ZM229 90H231V91H229ZM10 91H11V90H10ZM18 91H16V92H18ZM26 91H27V90H26ZM26 91H25V93H24V92H23V93H24V94H30V93H26ZM39 91H37V92H38V95L40 94L41 96H43V95L45 94L44 91H43V92H44L43 94H42V92L40 93ZM85 91H86V90H85ZM88 91H89V90H88ZM88 91H87V92H88ZM92 91H93V90H92ZM108 91L110 92V90H108ZM194 91H195V90H194ZM209 91L213 92L212 94H216V92H217L216 90H215V91H214V90H209ZM263 91H264V90H263ZM27 92H28V91H27ZM55 92H56V91H55ZM55 92H54V93H55ZM113 92H114V90L112 91V93H113ZM195 92H196V91H195ZM228 92H227V93H228ZM259 92H260V91H259ZM8 93H10V92H8ZM93 93H95V92H92V94H93ZM96 93H99V92H96ZM96 93H95V94H96ZM112 93L110 92L111 95H113ZM114 93H115V92H114ZM219 93H221V92L219 91ZM219 93L217 92V94H219ZM233 93H234L235 96H236V92H233ZM12 94H13V92H12ZM12 94H11V96H12ZM19 94H20V93H19ZM56 94H57V93L54 94L55 96L53 95L55 99H57V98L59 97V94H58V95H56ZM166 94H167V93L165 92V95H166ZM169 94H170V93H169ZM169 94H168V95H169ZM234 94H232V96H233ZM31 95H32V93H31L30 95H27V96H30V98H31ZM40 95H39V96H40ZM96 95H97V94H96ZM96 95L93 94V96H92L93 99H94V96L96 97ZM99 95H100V94H99ZM101 95H102V94H101ZM168 95H167V96H168ZM170 95H171V94H170ZM221 95H222V94H221ZM237 95H238V96H236V98H240V96H239L240 94H237ZM241 95H243V94H241ZM39 96H38V97H39ZM51 96H50V98H53V96H52V97H51ZM57 96H58V97H57ZM73 96L75 97V95H73ZM116 96H117V95L115 94V97H116ZM195 96H196V95H195ZM205 96H206V95H204V97H205ZM214 96H215V95H214ZM226 96H229V94L226 95ZM74 97H73V98H74ZM117 97H118V96H117ZM117 97H116V98H117ZM204 97H202L201 99H203ZM206 97H207V96H206ZM241 97H242V96H241ZM245 97H246V96H245ZM10 98H11V97H10ZM13 98H14V97H13ZM21 98H22V96H21ZM28 98H29V97H28ZM78 98H79V96H78ZM88 98H89V97H88ZM101 98H102V97H101ZM112 98H114V97L112 96ZM122 98H123V97H122ZM165 98H166V97H165ZM214 98H215V97H214ZM214 98L210 97V98H206L205 100H207V99L214 100ZM243 98H244V96L242 97V99H243ZM17 99H18V98H17ZM23 99H24V98H23ZM23 99H22V100H23ZM31 99H32V98H31ZM55 99H51V100H49V101H52V100H55ZM95 99H96V98H95ZM98 99H99V97H98ZM98 99H96V101H95L96 103L99 101ZM4 100H6V99H4ZM24 100H25V99H24ZM42 100H43V98H42ZM86 100L90 101L91 99H90V100H89V99H86ZM196 100H197V99H196ZM211 100H210L209 102H206V103H205V102H201V100H199V101H200V104L205 105V104L211 103ZM243 100H244V99H243ZM249 100H250V99H249ZM6 101H7V103H8L9 100H6ZM20 101H21V100H20ZM63 101H66V100H63ZM92 101H94V100H92ZM122 101H123V100H122ZM122 101H119V102H122ZM136 101H138V100H136ZM197 101H198V100H197ZM202 101H203V100H202ZM207 101H208V100H207ZM215 101H216V100H214V102H215ZM250 101H251V100H250ZM250 101H249V102H250ZM23 102H24V101H23ZM26 102H27V101H26ZM26 102H25V103H26ZM42 102H43V101H42ZM53 102H56V101H53ZM57 102H58V101H57ZM61 102H62V101H61ZM251 102H252V101H251ZM0 103H2V105H3V102H0ZM9 103L12 104L11 101H9ZM9 103L6 104V105H9ZM15 103H16V105H15ZM35 103H36V102H35ZM99 103H102V102L99 101ZM99 103H97V105H99ZM112 103H113V102H112ZM123 103H124V102H123ZM212 103H213V102H212ZM21 104H22V103H21ZM125 104H126V103H125ZM125 104H123V107L126 109V105H125ZM136 104L138 105V103H136ZM136 104H133V105H136ZM143 104H144V103H143ZM143 104H142V105H143ZM250 104H251V103H250ZM6 105H5L4 107L8 108V106H6ZM17 105L19 106V104H18L17 102H14V105H13V106L16 107ZM22 105L24 106V104H22ZM41 105H42V104H41ZM44 105H45V106H44ZM47 105H48V104H47ZM127 105H128V104H127ZM140 105H141V104H140ZM140 105H139V106H140ZM142 105H141V106H142ZM23 106H22V107H23ZM25 106H28V105L26 104ZM25 106H24V107H25ZM32 106H35V105H32ZM32 106H31V107H32ZM36 106H37V105H36ZM43 106L46 107V104L43 103ZM71 106H72V105H71ZM121 106H122V105H121ZM128 106H129V105H128ZM139 106H138V107H139ZM206 106H207V105H206ZM19 107L21 108V106H19ZM28 107H29V106H28ZM28 107H27L25 110H27ZM31 107H29V109H32ZM56 107H57V106H56ZM131 107H132V106H131ZM134 107H135V106H134ZM142 107H143V106H142ZM146 107H147V106H146ZM37 108H39V107H37ZM121 108H122V107H121ZM124 108H123V109H124ZM144 108H145V107H144ZM10 109H11V108H9V110H10ZM17 109H18V107H17ZM17 109H16V110H17ZM39 109H40V108H39ZM48 109H50V108H48ZM48 109H47V110H48ZM70 109H71V108H70ZM132 109H133V108H132ZM135 109H136V108H135ZM145 109H146V108H145ZM180 109H181V108H180ZM183 109H185V108H183ZM192 109H193V107H192ZM248 109H249V108H248ZM9 110H7V111H9ZM19 110H21V109H19ZM25 110H24V112H25ZM41 110H43V109H41ZM41 110H40V112H41ZM61 110H62V109H60V110H56V111L59 113L60 116L58 115V113H57V114H54L53 111H52L51 109H50V112H51V111H52V112L50 113V112L48 111V115H49V113H50V115H52V114L55 115V116L57 115L56 118H55V117L53 118V121L56 120V119L58 120V119L61 117V113H65V112H61ZM64 110H66V109H64ZM71 110H72V109H71ZM130 110H131V109H130ZM130 110H128V111H130ZM140 110H142V109H140ZM140 110H139V111H140ZM150 110H151V109H150ZM251 110H252V109H251ZM11 111H12V110H11ZM11 111H10V112H11ZM17 111H18V110H17ZM44 111H45V110H43V111L40 113V115L42 114V115H41V116H42V117H41L42 119L45 118V119L47 120V118H48L49 116H45V114H44L45 112H44ZM59 111H60V112H59ZM62 111H63V110H62ZM82 111H85V110H82ZM132 111L135 112V110H132ZM132 111H131V112H132ZM146 111H147V110H146ZM189 111H190V114H191V110H190V109H189ZM26 112H27V111H26ZM26 112H25V113H26ZM29 112H31V114H33V115H31V114L29 113L30 116H34V115H36V114H35L36 112H34L33 110H31V111H29ZM33 112H34V113H33ZM54 112H55V111H54ZM77 112H78V110H77ZM96 112H97V111H96ZM131 112H130L131 115H132V113L134 114V112H132V113H131ZM144 112H145V111H144ZM175 112H176V111H175ZM212 112H213V111H212ZM1 113H2V112H1ZM1 113H0V114H1ZM6 113H7V112H6ZM14 113H15V112H14ZM14 113H13V115H14ZM93 113H94V115H95V114H96V115H99L98 112H97V113L93 112ZM99 113H100V112H99ZM126 113H127V110H126ZM145 113H146V112H145ZM151 113H152V112H151ZM151 113H150V114H151ZM8 114H9V112H8ZM11 114H12V113H10V115H11ZM66 114H68V113L66 112L65 115L63 114V115H64V117H62L63 120H62V118L59 119L60 121H63V122H62V125H61L62 127H65V125H66V127H68V126H67L68 124H65V123L68 122L69 120L72 121V119H69V118H72V117H71L72 115L69 114V115L67 116ZM137 114H138V111H137ZM139 114H140V113H139ZM150 114H149V115H150ZM190 114H189V115H190ZM252 114H253V115H254V114L256 115V114H258V111H256V113H252ZM13 115H12V116H13ZM15 115H16V113H15ZM15 115H14V117H13L14 120H15ZM27 115H28V114H26V117H27ZM53 115H52V116H53ZM141 115H142V114H141ZM255 115H254V116H255ZM1 116H2V115H1ZM58 116H59V117H58ZM82 116H83V115H82ZM138 116H139V115H138ZM146 116H147V114L145 115V117H146ZM152 116H153V115H151V117H152ZM187 116H188V115H187ZM187 116H185V117L187 118ZM222 116H223V115H222ZM222 116H221V117H222ZM224 116H225V115H224ZM246 116H247V115H246ZM2 117H4V116H2ZM8 117H9V116H8ZM46 117H47V118H46ZM68 117H69V118H68ZM86 117H87V116H86ZM145 117L143 116V118H145ZM148 117H149V116H148ZM153 117H154V116H153ZM10 118H11V117H10ZM27 118H28V120H30V119H29V118H30L29 115H28ZM33 118H36V117L34 116ZM140 118H142V117H140ZM143 118H142V120H144ZM4 119H5V118H4ZM16 119H17V118H16ZM20 119H21V118H20ZM48 119H49V118H48ZM66 119H67V120H66ZM147 119H148V118H147ZM149 119H150V117H149ZM151 119H154V118H151ZM184 119H185V118H184ZM222 119H223V118H222ZM23 120H25V119H23ZM36 120H37V119H36ZM64 120H65V121H64ZM116 120H117V119H116ZM121 120H122V119H121ZM138 120H140V119H137V121H138ZM175 120H176V118L174 119V117H173V121H175ZM224 120H225V119H224ZM16 121H17V120H15V122H16ZM26 121H27V120H26ZM30 121H32V120H30ZM43 121H45V120H43ZM146 121H147V120H146ZM146 121H145V122H146ZM226 121H227V120H226ZM15 122H14V123H15ZM21 122H22V121H21ZM27 122H28V121H27ZM27 122H26V123H27ZM34 122H35V120H34ZM47 122L49 123L48 126H50V128H48V126L46 127L45 125L41 126L42 130H43L44 126H45V128L48 130V131H47V130L44 128V130H43L44 132H45V130H46V132L51 131V130L53 129V126H54V125H55L54 127H56L55 130H53L54 132L51 131V132H49V135H48L50 138H51V136L54 137V138H53V137L51 138V141H52V142H51V143H52L51 145L53 146L54 143H55L54 145L57 144V142H53V140H54V141L58 140V139H57L58 137L56 138L54 134H55V132H59V131L62 129V127H59V126L57 127V125L54 124V123L52 122V120H50V122H49V121H46V123H47ZM153 122H154V121H153ZM175 122H176V121H175ZM177 122L179 123V121H177ZM247 122H248V121H246V123H247ZM4 123H5V121H4ZM32 123H33V122H32ZM32 123H31V124H32ZM46 123H44V124H46ZM70 123H71V122H70ZM70 123H69V124H70ZM116 123H117V122H116ZM8 124H9V123H8ZM8 124H5V126L2 127V123H0V177L3 178L4 180H5V177H8V176H4V175H8V174H6V173H9V172H8V169H6V168L8 167V165H10V164H9L10 161H11L10 158H11V157L16 158V159L18 158V156H16V155H12V154L15 152L14 149H12V148H14V146H15L16 144H12V146L9 147V146H8V143H9V142H12V143H13V142H16V143L22 142V141L24 140V138H26V136H27L30 132H31V133H30L29 135H31V134L34 132V130H31V131H30V129H32V128L34 129V125H33L34 123L32 124V128H31V127H28V128H30V129L27 130V131H26V128H25V130H23L24 125H23V128H22L21 126H18V125H20L21 123H20V124L17 123V124H18V125H17L18 128L21 127V128H22V131L26 132V134H27V135L25 136V134H24L23 132H22V133L20 132L21 129H20V128H19V129L17 128V129H18V132H19V134H20V137H18L19 135H18V133H16V131H15V127H14V129H13V127H12V126H9ZM29 124H30V123H28L27 125L30 126ZM52 124H53V125H52ZM78 124H80V123H78ZM117 124H118V123H117ZM138 124H139V122H138ZM176 124H177V123H176ZM179 124H180V123H179ZM3 125H4V124H3ZM119 125H120V124H119ZM122 125H123V124H122ZM124 125H125V124H124ZM14 126H15V124H14ZM73 126H75V125H73ZM137 126H138V125H137ZM140 126H141V125H140ZM92 127H94V126L92 125ZM148 127L150 128V126H148ZM57 128H58V129H57ZM68 128H69V127H68ZM87 128H88V127H87ZM125 128H126V126H125ZM143 128H144V127H143V125H142V129H143ZM63 129H64V128H63ZM85 129H86V128H85ZM93 129H94V128H93ZM121 129L123 130L124 127L121 128ZM139 129H140V128H139ZM152 129H153V128H152ZM12 130H13V131H12ZM77 130H78V129H77ZM91 130H92V128H91ZM137 130H138V128H137ZM140 130H141V129H140ZM146 130H147V128H146ZM146 130H145V131H146ZM153 130H155V128H154ZM157 130H158V129H156L155 133L157 132ZM162 130H165V129H161V130H160V131H161L160 134L163 133ZM11 131H12V133L15 131V132H14V135H15V133H16L15 136H17V137H14V136L11 134ZM28 131H29V133H28ZM32 131H33V132H32ZM38 131H40V130H38ZM61 131H62V130H61ZM81 131H82V129L79 130L80 133H77V134H82L83 132H81ZM62 132H63V131H62ZM147 132H148V131H147ZM147 132H146V133H147ZM166 132H167V131H166ZM166 132H165L164 134H162V136H163V135L166 136V135H167ZM149 133H150V132H149ZM151 133H153V132H151ZM151 133H150V134H151ZM155 133H153V134H155ZM243 133H244V132H243ZM50 134H51V135H50ZM60 134H61V133H60ZM65 134H66V133H65ZM73 134H74V132H73ZM93 134H94V133H93ZM157 134H159V132H157ZM224 134H225V133H224ZM252 134H254V133H252ZM252 134H251V135H252ZM29 135H28V136H29ZM67 135H68V134H67ZM95 135H96V134H95ZM168 135H169V134H168ZM24 136H25V137H24ZM28 136H27V137H28ZM35 136L37 137V140H35V139H36ZM92 136H93V135H92ZM165 136H164V137H165ZM227 136H228V135H227ZM240 136H241V135H240ZM255 136H256V135H255ZM31 137L35 138V139H32L33 141H34V140L36 141V142H32V141L30 142V141H29V143H31V145H33L34 143H36L35 146H38V148L40 147V145H43V144H40L41 141L39 140V138H38L39 136L36 135V133H35V135H31ZM63 137H64V136H63ZM67 137H68V136H67ZM74 137H75V136H74ZM93 137H94V136H93ZM106 137L111 138V137L108 136V135H106ZM224 137H225V136H224ZM234 137H235V136H233V139H234ZM236 137H237V136H236ZM21 138H23V139H21ZM61 138H62V137H61ZM71 138H73V137L71 136L70 139H71ZM95 138H96V136L94 137V139H95ZM240 138H243V135H242ZM257 138H258V137H257ZM28 139L31 140L30 137H29ZM66 139L68 140V138H66ZM139 139H140V138H139ZM168 139H169V138H168ZM237 139H239V138L237 137ZM243 139H244V138H243ZM243 139H242V140L240 139V141L243 142ZM5 140H6V141H5ZM91 140H92V139H91ZM25 141L27 142V140H25ZM25 141H23V143H20V144H21V145H24V144H25ZM39 141H40V142H39ZM47 141H48V140H47ZM49 141H50V140H49ZM95 141H96V139H95ZM97 141H98V140H97ZM238 141H239V140H238ZM38 142H39V143H38ZM65 142H66V141H65ZM73 142H74V141H73ZM76 142H77V141H76ZM207 142H210V144H211L213 141L211 142V141H208V139H207ZM241 142H240V143H241ZM68 143H70V142H68ZM129 143H130L129 145L126 144L127 147L131 145V142H129ZM218 143H220L219 140H218ZM221 143H222V142H221ZM247 143H248V142L245 143L246 146H247ZM20 144H18V145L21 146ZM38 144H40V145H38ZM47 144H48V143H47ZM201 144H202V143H201ZM212 144L214 145L215 143L213 142ZM248 144H250V143H248ZM252 144H253V143H252ZM25 145H27V146L29 145V146H30V144H28V143L25 144ZM25 145H24V146H25ZM48 145H50V144H48ZM197 145H198V144H197ZM218 145H219V144H218ZM218 145H215V146H218ZM243 145H244V144H242V145L240 144V147H242ZM19 146H15L16 149H17V147H19ZM24 146H21V147L24 148ZM35 146L33 145V147H35ZM21 147L18 148L17 150H22ZM30 147H31V148H28V147H27V148L30 149V151H31L32 146H30ZM43 147H44V145H43ZM49 147H50V146H49ZM195 147H197V146H195ZM240 147H239V148H240ZM247 147H248V146H247ZM256 147H257V146H256ZM25 148H26V146H25ZM27 148H26V149H27ZM64 148H65V145H64ZM245 148H246V147H244V150H245ZM250 148H251V147H250ZM26 149L23 150V151H26ZM36 149H37V147H36ZM39 149H41L40 151L43 153V151H42V147L39 148ZM44 149H45V147H44ZM47 149H49V148H47ZM117 149H118V148H117ZM120 149H121V148H120ZM120 149H119V151H120ZM122 149H125V148H122ZM126 149H127V148H126ZM129 149H131V146L129 147ZM242 149H243V147H242ZM251 149H253V148H251ZM251 149H246V150H251ZM33 150H34V149H32V151H33ZM53 150H54V149H53ZM53 150H52V152L49 153V155L52 154V153L55 154V153H54L55 150H54V151H53ZM61 150H62V149H61ZM13 151H14V152H13ZM32 151H31V152H32ZM34 151H35V150H34ZM34 151H33V154H35ZM37 151H38V150H37ZM65 151H66V150H65ZM126 151H127V150H126ZM19 152H20V151H19ZM27 152H28V151H26L25 153H27ZM35 152H36V151H35ZM45 152L47 153V151H45ZM56 152H58V151H56ZM67 152H68V151H67ZM122 152H124V151H122ZM208 152H209V151H208ZM21 153H23V156H24L25 153H24V152H21ZM46 153H45V155H46ZM61 153H62V152H61ZM65 153H66V152H65ZM37 154H38V153H37ZM47 154H48V153H47ZM83 154H84V153H83ZM27 155H28V156L30 155L29 152H28ZM27 155H25L24 157L28 158ZM31 155H32V154H31ZM55 155H56V154H55ZM55 155H53V156H49V159L52 157L56 162H59V161H60V160H59V157H57V160H59V161H57V160L54 158ZM58 155H59V154H58ZM65 155H66V154H65ZM68 155H70V154H68ZM68 155H67V156H68ZM9 156H10V157H9ZM23 156H22V157H23ZM77 156H78V155H77ZM24 157H23L22 159H24ZM41 157H42V156H41ZM70 157H71V155H70ZM74 157H76V156H74ZM94 157H95V156H94ZM19 158H21V157H19ZM26 158H25V159H26ZM52 158H51V160L53 161ZM44 159H45V157H44ZM44 159H43V160H44ZM90 159L92 160L93 158H90ZM90 159H88V160H90ZM51 160H49L50 163H52ZM80 160H81V159H80ZM91 160H90V161H91ZM12 161H13V160H12ZM45 161H46V160H44L43 162H45ZM77 161H78V160H77ZM92 161L94 162V159H93ZM25 162H27V161L25 160ZM46 162L49 164L48 161H46ZM56 162H55V163H56ZM88 162H89V161H88ZM19 163H21V162H19ZM47 163H45V166L47 165ZM61 163H62V161H61ZM13 164H14V163H13ZM43 164H44V163H43ZM22 165H23V164H22ZM29 165H30V164H29ZM31 165H32V164H31ZM34 165H35V163H34ZM58 165L60 166V163H59ZM87 165H88V163H87ZM18 166H19V165H17V167H16L15 169H14V168H13V169L16 170V171H20V170L17 169ZM32 166H33V165H32ZM41 166H42V165H41ZM50 166H52V165H50ZM69 166H70V165H69ZM85 166H86V165H85ZM20 167H21V166H20ZM47 167H48V166H47ZM47 167H45V168H47ZM22 168H23V167H22ZM22 168H21V169H22ZM24 168H25V167H24ZM62 168H64V167L62 166ZM68 168H70V167H68ZM68 168H67V170H68ZM37 169H38V167H37ZM64 169H65V168H64ZM247 169H248V168H247ZM9 170H11V166L9 167ZM14 170H13V171H14ZM23 170H24V169H23ZM23 170H22V171H23ZM35 170H36V169H35ZM38 170H39V169H38ZM49 170L51 171V168H50ZM62 170H63V169H62ZM69 170H70V169H69ZM261 170H263V169H261ZM40 171L42 172V170H40ZM50 171H49V172H50ZM11 172H12V170H11ZM23 172H24V171H23ZM69 172H71V170H70ZM13 173H15V171H14ZM13 173H9V176H11V175H15V174H13ZM16 173H17V172H16ZM51 173H53V172H51ZM65 173H67V172L65 171ZM72 173H74V172H72ZM252 173L255 174V172H252ZM22 174H24V173H22ZM28 174H29V173H28ZM31 174H32V173H31ZM38 174H39V173H38ZM38 174H37V175H38ZM49 174H50V173H49ZM58 174H59V173H58ZM74 174H75V173H74ZM76 174H77V173H76ZM76 174H75V175H76ZM111 174H112V173H111ZM249 174H250V172H249ZM18 175H19V174H18ZM33 175H34V174H33ZM35 175H36V174H35ZM59 175H60V174H59ZM67 175H68V174H67ZM69 175H70V174H69ZM87 175H89V174H87ZM87 175H86V176H87ZM91 175H92V174H91ZM240 175H241V174H240ZM250 175H251V174H250ZM39 176H40V175H39ZM51 176H52V175H51ZM93 176H94V175H93ZM93 176H92V178H94ZM222 176H223V175H222ZM245 176H246V175H245ZM251 176H252V175H251ZM256 176L258 177V175H256ZM25 177H26V176H25ZM28 177H29V176H28ZM42 177H43V175H42ZM46 177H47V176H46ZM64 177H65V176H64ZM75 177H77V175H76ZM247 177H249V176H247ZM8 178H9V177H8ZM8 178H6V179H8ZM16 178H18V177L16 176ZM16 178H15V179H16ZM19 178H20V177H19ZM30 178H31V177H30ZM38 178H39V177H38ZM43 178H44V177H43ZM47 178H48V177H47ZM78 178H79V176H78ZM259 178H260V176H259ZM3 179H1V180L3 181ZM20 179H21V178H20ZM39 179H41V178H39ZM59 179H60V178H59ZM59 179H58V180H59ZM61 179H62V178H61ZM63 179H64V178H63ZM63 179H62V180H63ZM67 179H68V178H67ZM72 179H73V177H72ZM96 179H97V178H96ZM96 179H95V180H96ZM9 180L11 181L10 178H9ZM28 180H29V179H28ZM28 180H25V178H24V180H22L23 182H22L21 180H20V181H21L22 183H24L25 181H28ZM30 180H31V179H30ZM30 180H29V181H30ZM45 180H46V179H45ZM45 180H42V179H41V180H40L41 182H40V181H39V182H40L41 184H42L43 181H44L45 183H49L48 180H46L47 182H46ZM62 180H61V181H62ZM20 181H19V182H20ZM63 181H64V180H63ZM77 181H78V180H77ZM79 181L82 182V181H84V179H83V180H79ZM92 181H94V179H93ZM8 182H9V181H8ZM11 182H13V179H12ZM15 182H16V181H14L13 183H15ZM19 182H18V184H20V185L22 186V183H19ZM35 182H36V181H35ZM37 182H38V181H37ZM50 182H52L51 179H50ZM55 182H58V181H56V180L54 181V180H53V184H50V183H49L53 188L50 187V186H46V189L49 188V189H47L48 191L45 189V185H46L45 183H44L45 185L42 184V186H41L42 189H41V188L38 189V188H39L38 186H40L41 184L38 185L37 188H36V185H37L38 183H34V184H36V185H35L34 188H32V185L34 186V184H31L32 182H30L28 186H24V184H23V186H24V187L22 186V187H23V189H22L23 191H22V190H21V191L18 190L19 188L21 189V187L17 184V182H16L17 185H16V184L12 185L13 183L10 184V188L7 186L8 189H7V188H4L5 186L1 189L0 192L2 193V197H3V199H1L2 202H1V200H0V229H3V228L5 229V230H4V229L2 230L3 233L1 232V233H2V236H4V235H3L4 233L6 234V232H7V233L9 232V233H8V236H7V234H6V236L9 237V238H11V239H9L10 242H12L11 240L14 241V240L16 239V238H14V234H15L16 232L13 230L14 227L12 228V226L9 228L10 231L7 229L6 225H7V224H11V220H9L8 218H9L10 216H12V217H14V218L16 219V220L14 219L15 221H17L18 218H19V219L22 218V220H21L22 223H21V224H24V223L27 224L28 222H26V221L28 220V218H30V217L33 218V214L36 213V214H35V218L30 219L31 221L29 222V224H30V223H32V221H33V224H34V223H35L34 221H35V219H36V215H38V213H39L38 211L40 210V212H41V214L39 213L40 215H42V211H44V212L47 211L46 209H47L48 206H49V205H48L49 201L53 200V199L50 198L52 194L55 195V196H52V197H53V198L55 197L56 199H57L58 196H60V197H58L57 200L54 198L55 201H56V202L58 201V203H59L60 201H62L60 198H61V197H64V194L67 193V190L70 191V192L74 191V192L77 193V195H78L79 197H80L81 195L84 196V197H83V196L80 197V201H81L82 198H85V199H84V201H85L86 198L90 197V198L92 199V200H91V203H92V204H95V205L99 203L98 201L100 200V198L102 199L100 202H102L103 204H106L107 201H104V198H106V197L110 198V196H112L111 193H110L109 191H106V192H109V196H108L106 193H104V194L106 195L105 197H104V195H103V196H100V195L103 194V192H100V193H102V194H99V195H98V193L96 194V193H94V192H93L94 194H89V193H87L88 191H86V190H84L85 192H82V190H79V189L75 188V187H74V186H75L74 184H73L74 186H73L72 188H73V189L75 188L76 190H75V189L72 190V188L69 187L68 184H67V185L65 184V183H67L66 181H65L64 184H63V183L60 184L61 186H62V184H63V187L66 185L65 188L62 189L63 192H62V190H61V194L63 193V195H58V193H60V192H58L57 190L60 191V188H62V187H60V185H57L58 183H55ZM84 182L86 183V181H84ZM95 182H96V181H95ZM5 183L7 184V180H6L4 183L2 182V185L5 184ZM9 183H10V182H9ZM54 183L56 184L55 186H54ZM59 183H60V181H59ZM70 183H71V182H70ZM70 183H69V184H70ZM72 183H73V182H72ZM30 184H31V187H30ZM75 184L77 185V183H75ZM79 184H80V183H79ZM79 184H78V185H79ZM89 184H92V183L90 182ZM0 185H1V182H0ZM15 185H16V186H19V188L17 187V188H18L17 190H15V189L13 190V188H12V187L15 186ZM85 185H86V184H85ZM251 185H252V184H251ZM16 186H15V188H16ZM57 186H58V187H57ZM80 186H81V185H79L78 187H80ZM87 186H88V185H87ZM92 186H93V185H92ZM95 186H96V185H95ZM97 186H98V185H97ZM59 187H60V188H59ZM67 187H68L69 189H68ZM76 187H77V186H76ZM90 187H91V186H90ZM258 187L260 188L261 186L258 185ZM28 188H29V189L31 188L32 191L34 190V191H33L34 193L38 192V190H39V192L36 193L37 195L39 194V195L41 196V194H44L43 196H44V198L46 199V201H44V203H43L42 200H41V199L43 198V196L40 197V196L38 195V196L41 198V199H39V200L41 201V208L39 207L40 209L38 208V205L40 206V201L38 200V202H39V203H38L37 200H36L37 198H35L36 201H34V199H32V198L34 197V196H33V195H34L33 193H29L30 195L32 194V195H31L32 198H27V197H25V198L23 199L24 196H28V194H27V195L24 194L23 197H22V200H21L22 192H24V193H26V191H27V193H28L29 191L32 192L31 190H28ZM50 188H51V189H50ZM57 188H58V189H57ZM80 188H81V187H80ZM82 188H83V187H82ZM91 188H92V187H91ZM97 188H98V187H97ZM97 188H96V192H97ZM255 188H257V185H255L253 189H255ZM3 189H4V190H3ZM9 189H10V190H13L12 193L10 192ZM52 189H56V190H52ZM70 189H71V190H70ZM253 189H252V191H253ZM5 190H6V191H5ZM41 190H42V193H41ZM50 190H51V192H50ZM77 190H78L79 192H78ZM258 190H259V189H258ZM260 190H261V191H264V190H262L261 188H260ZM260 190H259V191H260ZM17 191L20 193V194L18 193L19 196H18V194H17ZM44 191H45V193H44ZM52 191H53V193H52ZM54 192H56V194H55ZM64 192H65V193H64ZM74 192H73V193H74ZM253 192H254V191H253ZM253 192H252V193H253ZM257 192H258V191H257ZM1 193H0V195H1ZM3 193H4V194H3ZM46 193H47V194H46ZM50 193H52V194H50ZM78 193H79V194H78ZM82 193H83V194H82ZM85 193H86V194H85ZM13 194H14V195L17 194L16 196H18V197H15ZM36 194H35V195H36ZM48 194H49V195H48ZM68 194H70V193H68ZM74 194H75V193H74ZM95 194H96V195H95ZM30 195H29V196H30ZM37 195H36V197H38ZM57 195H58V196H57ZM77 195L75 194V197H76ZM87 195H88V196H87ZM89 195H90V196H89ZM92 195H95L97 198L99 197V198H98L99 200H98L96 197H91ZM116 195H117V194H116ZM116 195H115V196H116ZM45 196H46V197H45ZM47 196H48V197H47ZM85 196H86V197H85ZM258 196H259V195H258ZM2 197H0V198H2ZM39 197H38V198H39ZM120 197H121V196H120ZM254 197H255V196H254ZM262 197H263V196H262ZM19 198H20L21 202L23 201V202H22L23 204L20 203ZM65 198H66V196L64 197V200H65V202H66L65 204L62 203V202H64V200H63L61 203H59L60 205L58 204L61 208H62L63 205L65 206L66 204H68V203L71 202V201H70V202H67V200H66ZM90 198H88L89 201H90ZM94 198H96V199H94ZM113 198H114V200H113ZM116 198H119L118 195H117L116 197H113V196H112V197L110 198V199H112V203H113V202L115 203V201H116V202H119V201H118L119 199H120V201H123V200H121V198L115 200ZM122 198H123V197H122ZM247 198H248V197H247ZM256 198H257V197H256ZM26 199H27V201H26ZM29 199H32V200H30V202L28 203V200H29ZM48 199H49V200H48ZM50 199H51V200H50ZM75 199H76V198H75ZM77 199H79V198L77 197ZM125 199H127V198H125ZM248 199H253V198H248ZM263 199H264V198H263ZM43 200H44V199H43ZM47 200H48V201H47ZM94 200H95L96 202H95ZM97 200H98V201H97ZM180 200H181V199H180ZM242 200H243V198H242ZM254 200H255V199H254ZM258 200H259V198H258ZM31 201H34V202H33V203H34L33 205H37L36 208H38V209H36V211H35V210H33V211L31 210L34 206H32V208L29 207L30 205H32V204H30ZM244 201H245V200H244ZM262 201H263V200H262ZM24 202H27V203H24ZM36 202H37V204H35ZM56 202H54V203L56 204ZM85 202H87V201H85ZM94 202H95V203H94ZM182 202H183V200H182ZM252 202H254V201H252ZM42 203H43V205H42ZM54 203H53V204H54ZM102 203H99V204H102ZM126 203H127V202H126ZM254 203H255V202H254ZM256 203H257V202H256ZM261 203H262V206H264L263 202H260L259 206L261 205ZM25 204L28 205V206H26ZM44 204H45V205H44ZM50 204H52V202H51ZM53 204H52L51 206H53ZM107 204H108V203H107ZM117 204H118V203H117ZM117 204H116V205H117ZM120 204H121V203H120ZM129 204H130V203H129ZM20 205H21V206L23 205V206H22L23 208H24V207H25V208L28 207L27 209H29V210L32 211V213H33L32 216L29 217L28 215H30L31 213L28 214V212H27L28 215H23V213H24L25 210L20 211V208H21V210H22V207H20ZM58 205H57V206H58ZM61 205H62V206H61ZM69 205L71 206L72 203L68 204L67 206H69ZM83 205H84V204H83ZM114 205H115V204H114ZM126 205H127V204H126ZM126 205H125V206H126ZM256 205H257V204H256ZM42 206H43V208H42ZM44 206H47V208L45 207V209H44ZM59 206H58V208H56L58 211L60 210ZM67 206H65L66 209H64V210H66V211L68 210L67 208H70V206H69V207H67ZM79 206H80V205H79ZM79 206H78L77 208H82V209H81L82 211L76 208V211H77V212H74V211H73V212H74V213H73L74 215L72 214V212H71V214L73 215V217L76 216V217L78 218V217L80 216V218H83V217L86 216V215L83 216V215H84V212H86V211H84V210H85L84 207H87V206H86V205H85L84 207H83L82 205H81L80 207H79ZM118 206H119V205H118ZM196 206H197V205H196ZM257 206H258V205H257ZM54 207H56V206H53V208H54ZM65 207H63V208H65ZM25 208H24V209H25ZM34 208H35V207H34ZM34 208H33V209H34ZM72 208H74V206H73ZM87 208H88V207H87ZM114 208H115V207H114ZM119 208H120V207H119ZM127 208H128V206H127ZM188 208H190L189 205H188ZM192 208H193V207H192ZM41 209H42V210H41ZM43 209H44V210H43ZM51 209H52V207H51ZM128 209H129V208H128ZM18 210H19L20 212H19ZM29 210H28V211H29ZM37 210H38V211H37ZM54 210H55V209H54ZM57 210H56V211H57ZM88 210H89V208H88ZM91 210H92V209H91ZM123 210H124V209H123ZM194 210H195V209H194ZM48 211H49V214H48V215H47V214H46V215L43 214V217H42L41 219H43L44 217H48V216L50 215V208H48ZM60 211H61V210H60ZM68 211H70V210H68ZM78 211H79V213H78ZM80 211L82 212L83 215L81 214ZM125 211H127L126 208H125ZM125 211H124V212H125ZM191 211H192V210H191ZM22 212H23V213H22ZM53 212H54V211H53ZM53 212H51V213H53ZM94 212H95V209H94L93 212H91V213H94ZM96 212H99V211L96 210ZM112 212H114V211L112 210ZM189 212H190V211H189ZM192 212H194V211H192ZM192 212H190V213H192ZM207 212H208V211H207ZM19 213H20V214H19ZM59 213H60V212H59ZM59 213H56V214H59ZM87 213H88V212H87ZM87 213H86V214H87ZM99 213H100V212H99ZM126 213H127V212H126ZM187 213H188V211H187ZM202 213H203V211H202ZM224 213H225V212H224ZM25 214H26V212H25ZM71 214H69L68 218L71 216ZM40 215H38V216L40 217ZM59 215H61L60 217H63V218L65 219L66 215H68V214L66 213V214L63 215V216H62V214H59ZM81 215H82V217H81ZM88 215H89V213H88ZM112 215H113V214H112ZM8 216H9V217H8ZM26 216H27V217H26ZM89 216H90V215H89ZM23 217H24V218L26 217L27 219H26V218L23 219ZM53 217L56 218V217H58V216L55 217V215H54V213H53ZM86 217H88V216H86ZM198 217H200V215H199ZM204 217H205V216H204ZM206 217H207V216H206ZM3 218H4V219H3ZM37 218H38V217H37ZM77 218H76V219H77ZM80 218H79V222H82V225H84V222H83V221H84V218H83V220L80 219ZM89 218H90V217H89ZM195 218H196V217H195ZM211 218H212V217H211ZM41 219H40V220H41ZM58 219H59V217L57 218L56 221H58ZM60 219H61V218H60ZM66 219H67V217H66ZM85 219H86V218H85ZM100 219H101V218H100ZM100 219H98V220H100ZM202 219H203V218H202ZM204 219H205V218H204ZM3 220H4V221H3ZM6 220H8L10 223L6 222ZM23 220H25L24 223H23ZM47 220H48V219H47ZM81 220H82V221H81ZM88 220H89V219H88ZM94 220H95V219H94ZM19 221H20V220H19ZM43 221H46V220H43ZM66 221L68 222V219H67ZM66 221H64V220L61 219V221H59V222H66ZM112 221H113V220H112ZM37 222H39V218H38V221H37ZM41 222H42V220H41ZM41 222H39V225H40L41 227H43V224H41ZM48 222H49V221H48ZM53 222H54V221L49 222V223L52 224ZM59 222H57V224L62 225V226L64 225L63 223H59ZM70 222H72V220H71ZM79 222H78V223H79ZM85 222H88V221L86 220ZM107 222H108V221H107ZM42 223H44V222H42ZM73 223H74V222H73ZM88 223L90 224V222H88ZM33 224H30V227H32L31 225H33ZM35 224H38V223H35ZM66 224H67V223H66ZM85 224H86V223H85ZM89 224H88V225H89ZM99 224H100V223H99ZM108 224H109V223H108ZM4 225H5V226H4ZM39 225H38V226H39ZM44 225H45V229H47L48 226H49L48 223H47V221L44 223ZM46 225H47V226H46ZM91 225H92V223H91ZM91 225L88 226L89 228H88V227H85V225H84V227H85L86 229H87V228L90 229V227H93V225L96 226V227H98V224H96V225L93 224L92 226H91ZM109 225H110V224H109ZM109 225H106L105 222H103V226H105V227L108 228V229H107V228H105V227H102V228H104V229H107V232H106V233L103 232V234H104V233L106 234V237H107V233H109L110 236H112L111 233H114V232L110 231L112 228H109V227H111V226H109ZM3 226H4V227H3ZM15 226L17 227V225H15ZM23 226H24V225H22V227H23ZM68 226H69V228L71 227L70 225H68ZM76 226H81V224H79V225L77 224ZM76 226H72L73 229L76 228ZM99 226H101V224H100ZM30 227H29V228H30ZM33 227H34V226H33ZM33 227H32V228H33ZM46 227H47V228H46ZM54 227H55V225L52 226L53 229H52L51 227H49V229H47V230H49L48 233H51L50 231L54 232V229H55ZM56 227H58V225H57ZM32 228H31V229H32ZM36 228H37V227L35 226V229H36ZM58 228H59V227H58ZM81 228H82V230H83V227H81ZM81 228H80V229H81ZM27 229H28V227H27ZM31 229H30V230H31ZM51 229H52V230H51ZM60 229H62V228H60ZM70 229H71V228H70ZM80 229H79V231H80ZM91 229H92V228H91ZM37 230H39V228H37ZM43 230H44V229H43ZM43 230L40 229V232H41V231L44 232ZM55 230L57 231V232H56V231H55V232L57 233L58 236L54 235L55 232H54L53 236H51L52 233H51V234H48V235H49L48 238H49L50 236H51V237L49 238V242L47 241V237H46V238H45V242H48V243L51 245L52 242H56V240H55V241H52V237H54V238H58L59 236H61L59 239H60V241H61V239H62V244H63L64 242H63V238H62V236L65 235V236L69 237V236H68V233H66V230L64 229V227H63V231L65 230V234H64L63 232H61V230L59 231V229H57V228H56ZM71 230H72V229H71ZM75 230H77V228H76ZM82 230H81V231H82ZM113 230L115 231V229H113ZM21 231H23V230H21ZM21 231H19V232H21ZM31 231H32V230H31ZM45 231H46V230H45ZM58 231H59L61 234H59ZM25 232H26V231H25ZM25 232H24L23 234H25ZM33 232H34V231H33ZM33 232H31V233H33ZM35 232H36V231H35ZM35 232H34V233H35ZM40 232H38V234H39ZM46 232H47V231H46ZM46 232H44V233H45L44 235H46ZM82 232H83V233H82ZM82 232H81V233L84 234L85 232H87V230H86L85 232H84V231H82ZM95 232H96V231H95ZM95 232H94V233H95ZM100 232L102 233V231H100ZM100 232H99V233H100ZM117 232H119V231H117ZM120 232H121V231H120ZM1 233H0V234H1ZM10 233L13 234V235H11ZM17 233H18V230H17ZM17 233H16V234H17ZM28 233H30V231H29ZM34 233H33V234H34ZM99 233H98V234L96 233V234L98 235V237H99V235H102V236H100L99 238L102 237V240H103V239L106 240V237L104 238L105 234L103 235V234H99ZM195 233H197V231H195ZM35 234H36V233H35ZM62 234H64V235H62ZM82 234H80V235H82ZM91 234H92V233H91ZM21 235H22V232H21ZM21 235H19V236H21ZM80 235H78V236H80ZM85 235H86V233H85ZM88 235H89V234H88ZM92 235H93V234H92ZM2 236L0 235V239H2V238H1ZM15 236H17V235H15ZM46 236H47V235H46ZM55 236H56V237H55ZM86 236H87V235H86ZM86 236H84V237H85V239L87 240L88 238H87ZM90 236H91V235H89V237H90ZM122 236H123V235H122ZM4 237H5V236H4ZM7 237H6V238H7ZM12 237H13V238H12ZM23 237H24V235H23ZM23 237H21V238L18 237V239H19V240H17L18 243H19V241L21 242V240H23L24 242H25V240H27V242H29L28 239H31V238H32L31 235L29 236V235H26V234H25V238H23ZM37 237H41L40 234L37 235V236H34V238H35V240H39L40 243H41V242H44V241H42V240H44V237H45V236H44V237L42 236V238H41L42 240H41L40 238H37ZM82 237H83V236H81V239H82ZM84 237H83V238H84ZM91 237H93V236H91ZM91 237L89 238V241H91V242L86 241V240H84V239H83L84 241H82L81 239H79V241H81L82 244H84L85 242H86V243H90V244H91L90 246H93V248H94V245H93L94 242L92 243L93 240H91V239H96L95 237H97V236L95 235V237H93V238H91ZM98 237H97V239H98ZM6 238H4V239H6ZM22 238H23V239H22ZM36 238H37V239H36ZM75 238L77 239V237H75ZM112 238H113V236H112ZM4 239L2 240V244H3V242H5L6 244L4 243L3 245H4V246H7V248H8L9 250L7 251L6 248H5V249H6V250H5L4 247H3V245H2V246L0 245V246H1V247H0V251H2V250L4 249L3 252L5 251V252H6L5 254L7 255L6 257H5L4 255H2V257L4 256L3 258L0 257V264H9V263H10V264H12V263H13V264H19V261H20V259H22V258L19 256V253H18L16 250H14V249L11 248V247H14L15 244H17V241L15 240L16 242L14 241V243H13V242L10 243L9 240H8V238L6 239V240H8V241H6V240H4ZM64 239H66L65 241H67V238H66V237H65ZM69 239H70V238H68V240H69ZM97 239H96V241H98V243H97L96 246H98V244H99V240H100V239H99V240H97ZM121 239H122V238H121ZM50 240H51V242H50ZM102 240H100V242H102ZM69 241L71 242V245H72V244L74 245V243L72 242L71 239H70ZM24 242H23V243H24ZM36 242H37L38 244H40L38 241H36ZM36 242L33 241V243H36ZM83 242H84V243H83ZM111 242H112V241H111ZM9 243H10V244H9ZM23 243H22V244L19 243V244L25 248V246H24ZM57 243H58V242L55 243V246L53 245L54 247L51 245V247H52V252L54 251L53 248L60 249V252H59L60 254H57V253L55 254V252L53 253V257H52V258H55V259H54V262H56L57 259H58V261H59L60 258L62 259V260L60 259V261H63V259L65 258L66 260L63 261V264L69 262V260L73 261L72 264H79V263H80V264H89V263H90V262H89L90 260L87 259L88 257H85V256L83 255V257H84V258H83V257L81 256L82 254H79V253H81L82 251H80V249L77 248V247H78L77 244H75V246L72 245V247H70L69 244H68V245L66 244L68 247L63 248V249H65V250L68 252V254H67V252L65 251V252H66V255H68V256L70 255V256H69L70 259H68L69 257H68V256L66 257V255H63L64 257L60 256V255H62V254H65V252L61 250V249H62V248H61V247H62V244L60 245V248H58V246H56ZM65 243H66V242H65ZM79 243H80V242H79ZM106 243H107V241H106ZM113 243H114V242H113ZM0 244H1V241H0ZM8 244L10 245V247L8 246ZM13 244H14V245H13ZM25 244H26V243H25ZM52 244H54V243H52ZM95 244H96V242H95ZM40 245H41V244H40ZM29 246H31L32 248H35V249L37 248L36 250L39 252V253H38L37 251H32L33 249H31L32 253L35 252L34 255L32 256V257H35V258H34V263H36V264H38V263H39V264H40V263H41V264H46L45 261H46V258H47V253H45V251H46L47 249L44 248L43 246H42V247H41V246H40V247H39V246L37 247L36 245H35L36 247H35L34 245H29ZM33 246H34V247H33ZM79 246H80V245H79ZM103 246H104V245H103ZM2 247H3V249H2ZM69 247H70V248H69ZM73 247L75 248V251H74V252H73V250H74ZM41 248H44V249H41ZM93 248H92V249H93ZM95 248H96V247H95ZM67 249H68V250H67ZM10 250H11V251H10ZM12 250L15 252V254L12 253V252H13ZM41 250H43V251H41ZM44 250H45V251H44ZM71 250H72V251H71ZM102 250H103V249H102ZM40 251H41V252H40ZM76 251H77V252H76ZM97 251H98V250H97ZM36 252H37L38 254H40V253H43V254H44V253H45L44 255H45L46 258L43 259L44 257H43L42 255H41L42 258H41V257H38V255L36 254ZM57 252H58V251H57ZM62 252H63V253H62ZM78 252H79V253H78ZM93 252H95V251H93ZM99 252H101V251H99ZM17 253H18V254H17ZM77 253H78V254H77ZM73 254H75V255H73ZM76 254L78 255V257H76ZM96 254H98V253H96ZM35 255H36V256H35ZM56 255L59 256V257L56 258ZM106 255H107V254H106ZM54 256H55V257H54ZM10 257H11V258H10ZM80 257H81V259H80ZM91 257H92V256H91ZM37 258H38V259H37ZM40 258H41L42 260H41ZM73 258H75V259H73ZM101 258H102V257H101ZM101 258H100V259H101ZM36 259H37L39 262H38ZM76 259H78V261H76ZM79 259H80V260H79ZM89 259H90V257H89ZM91 259H92V258H91ZM52 260H53V259H52ZM83 260H84V261L86 260L85 263H84ZM98 260H99V258H98ZM36 261H37V262H36ZM60 261H59V263H57V264H61L62 262H60ZM71 261L69 262L70 264H71ZM74 261H75V262H74ZM79 261H80V262H79ZM87 261H88V262H87ZM91 261L93 262L94 260H91ZM20 262H21V261H20ZM23 262H24V261H23ZM48 262H49V261H48ZM64 262H65V263H64ZM76 262H77V263H76ZM82 262H83V263H82ZM96 263H97V262H95V264H96ZM20 264H22V262H21ZM23 264H26V263H23ZM99 264H101V263H99Z\"/></svg>",
	"mask_w": 264,
	"mask_h": 264
}]
</instances>
